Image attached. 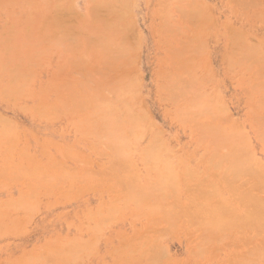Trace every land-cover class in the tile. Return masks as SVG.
I'll use <instances>...</instances> for the list:
<instances>
[{
  "label": "rangeland",
  "instance_id": "1",
  "mask_svg": "<svg viewBox=\"0 0 264 264\" xmlns=\"http://www.w3.org/2000/svg\"><path fill=\"white\" fill-rule=\"evenodd\" d=\"M16 1H14V0L13 1H11V0H0V45H1L0 46V62H1L0 63V76L2 75L0 77V79H1V81H0V90H2L4 88V85L7 86L2 91V93L3 92H6V93L1 94V92H0V95H1L0 97H2L1 98L2 100L0 99V116H2L1 117L2 118V121H1V118H0V121L3 123V124L0 123V128H1V130L3 129V127H7L5 129H8V131H6L7 133L5 132V130L4 131L2 130V132L5 133L8 138L6 137V135L5 136L3 135L6 138H2L3 137L2 136L3 133L0 131L2 133V134L0 133V136H1L0 137L1 138L0 139V143H1L0 144V184H1L0 185V203H1L0 204V214L3 213L2 215L7 216V218L6 217L2 218L3 216L1 217V215H0V220H1L0 223H2L4 225V226H2V224L0 225V264H19V263L20 264H36V261H35L36 258L39 260L37 262H40V260H41V262L39 264H43V263L44 264H52V263H55V262L50 263L51 261L54 260V259H52V257L56 256V253H58V256L60 257L61 254L59 255V251L62 250L63 252H66V251H64V247L66 245L69 246L70 244L71 245H70L69 248H67L68 249L67 251L70 252V249L73 251V248L74 247H77V248L74 249L75 252L73 251L74 252V256L77 257V255L80 253V255H79L80 256V260L81 259L83 260V261L81 260L79 262V260L77 261L75 259L78 262V264H139V263L140 264H151V262H152V264H196L197 262H198L197 264H222V263L223 264L224 263L225 264H229L227 262H231L232 263V261H233V263L234 262L236 263L237 260L234 261L235 258H233V257H235L233 255V253L234 254L236 253L235 251H233V249L235 247H233L232 244L234 243L235 240L237 241V238H239L237 236H241L242 234H237V236H233V238L234 237H237V238L235 240L231 239L232 241L229 240L230 237H228L227 239L225 238V240H224V238H222L224 241H219V242L216 243L215 240H217L218 237H216V239L215 238H212V240L214 239V241H213L214 243L213 242H211V243L213 245L214 244L216 245V246L214 245V248L216 250L215 249L213 250V249H210V248H206L207 246L203 248V246L205 244L204 241H203L204 244H203L202 248H199V247L197 248L196 246H198L199 245V242H201V241H199L200 239H203V238L206 239L208 237L207 240H205V242H207L208 239H209V241H211V238L209 237V236H211V234H209L210 233L209 232L208 234L203 235L202 234V231L201 232L198 231L199 229H197L196 227H198V228H200V227L199 226H196V224L197 225H199V224L198 223L195 224V222H193V219H190L189 216L190 215L194 216L193 215L194 213L192 214V212L190 211L191 210L190 207L193 206V205L191 206V204L193 202L196 201L194 203V207H196L197 204H198V206L201 205V204H199L197 202H201V200L203 199L204 201H207V202H205V206L204 205H201V206H199V208H202V206L203 207H207V205H206V203L208 204L207 198H210L211 193H213V192L209 193L210 196H209V194L207 195L208 197L206 198V200H205V197L203 195L206 196V194H205L206 193V191H205L206 188L209 190L210 187H213L212 186L213 184L212 185L211 184H208L210 182V179L215 182V183L213 182L214 184H217L218 183L217 185H215V188L218 189V192H219L218 194H220V196L217 195L216 198L217 197H223V199L226 200V201H224L222 199L221 202H224V203H228V202L230 203L231 202L236 207H238L239 204H240V203L238 204V201H239L238 200L239 199L238 197L239 196H237V198H236L237 200L234 199L235 196L237 195V194H235L237 192L233 193V191H235V188H234L235 183L234 184L232 183V185H234V186H230L229 185L230 184L229 182H235L236 181V184H237V183H240V182L243 183V181H244V183H246L244 176L247 175V174L243 175V178L244 179L242 178V176L240 178H239V176H237L238 179L237 178L235 179L234 177H232V176H234V172L233 171H235V173H236V171L237 172L238 171L240 172L243 169L245 170V168H247L248 164H249V167L245 171H247V170L251 171L252 170V167L250 168V165H255L256 166V164L257 165L258 164L259 165L261 164V166H259V168H256V169H258L257 170L258 172L255 171L256 169L251 171V173L253 171H255V175H256L255 177H258V178L257 179L255 178L256 180L254 179L255 180V181L253 180L254 182L251 181L252 183H249V181H248V185L250 186V189H252L251 187H253V188L255 187L254 189H256V190L253 189L254 191L251 190L253 192H250V189H249V193H247V194H249V196H251V195L253 196V195H255L254 194L255 191L260 190L259 188L261 186H264V179H263V177H264V175H263V172H264V142H263V140H264V136H263L264 135V132H262L263 135H261V130L264 129L263 128L264 127L263 126L264 125V119H261V118L264 117V111H259V109L264 110V108L263 109L260 108L262 105L261 106L259 105V107L257 106L258 105V103H257L258 101H261V100L263 101L264 100V99H262V98H264V93H263L264 91L262 92V90H264V89L261 90L260 89L261 86H258L257 85L259 83L260 84L261 83L264 84V77H262V75L264 73H262V70L263 69L260 68V67H262V66H260V65H262L260 63H263V65H264V60L263 61L262 60H258V59H260V57L256 56V54L255 55L253 54V53H255V52H253V50H254L253 48H255L254 51L257 52V49L256 48H258L259 46H260L259 48H261L263 50V52H264V0H255V1L252 0V3H249L251 0H243V1L242 0H235L237 2H235L234 0H200V1L199 0H196L197 1L196 4L199 3L197 5L194 3L195 0H192V1L191 0H124V1L123 0H60V1H58V0H55V1L54 0H34V1L31 0L32 3L29 2L30 0H27V1L26 0H16ZM115 2H116V4L118 6L115 5ZM200 2H202V4ZM97 3H100L102 5V9L107 4L106 5V9H108L109 14L108 13H103V11H104V9H103L102 14H99V16H98V13H101V10H100V6L101 5L99 6ZM128 3H129V5H128ZM130 3H131L132 6H130ZM189 3H190L191 6L194 3L197 6L198 9L202 6L203 8L201 7V10H204L205 12H203L201 10L199 12V10L197 8L196 9L194 8L195 10L193 11V9L190 8ZM234 3H236L235 6H234ZM63 4H64V6H63ZM57 5H59V7L61 5V7L59 8ZM91 5H92V7L94 6V8H97V6H98L99 9L97 8L96 10H99V12H97V11L95 12V10H94V13H93V9L94 8H91ZM160 5H162L161 6V9H162L161 11L159 10ZM163 5L165 7H163ZM185 5H187L189 7V9ZM203 5H206V6H203ZM255 5H258V6L255 7ZM110 6L112 8L115 7L116 10L119 11V12H117V11L115 12L114 9H112ZM179 6L180 7L182 6L183 7L182 9L185 10V11H187V10L188 11L191 10V12L193 11L192 13H193L194 18H190L188 16L187 17L190 18L189 20H188V18H184V16H185L186 13L185 12H181L182 9L180 10V12H181L180 14H179V11L177 12V10L180 9ZM108 7L111 8V9H109ZM162 7L165 8V10H167V9L169 10V11L167 10V14L168 15L166 14V12L163 10ZM177 7H178V9H177ZM122 9H123V11H122ZM88 10L91 12L90 13V16H92L91 18L89 16V11ZM127 11H130V13H129L128 16H127V14H128ZM148 11L151 12V16H152V22H151V24H149V32H150V35H151L152 40L154 41V55H153L152 67H151L150 70H146V69H149L150 68V65H151V61H150L151 60V57H150V54H149V52L151 50V47L149 46V36H148L147 33L144 32V29L147 26V22H148V20L147 19H144V18L148 15ZM30 12H31V14H30ZM106 12H107V10H106ZM198 12L200 14H196ZM117 13H119V15ZM162 13H165L164 14V17H166V16H168V17L164 18L163 15H162ZM32 14H34V15L31 16ZM105 14L106 15H109V16L106 18V15ZM114 14H116V15H114ZM182 14H183V16H182ZM195 14L200 16L199 20H198V18L195 17L196 16ZM253 14H255V15H253ZM111 15H112V17H113V15L115 16V18H113V19H117L116 16H121L122 18L118 17L120 19L119 22L123 20V22L126 23V25H124L123 22H122V25H120L121 22L118 23V20L115 21V22L112 21L113 19L112 18L110 19ZM169 15H170V17H169ZM252 15H253V17H252ZM94 16H95V18H94ZM180 16L183 17L184 21L182 20V17H180ZM199 16H197V17H199ZM33 17H34V19H33ZM60 17H61V19H60V22H59V20L57 18H60ZM62 17L64 19H62ZM159 17H162L164 19H167L168 18L169 21L168 20H164V21L166 23L168 21V23L170 24V28L166 25V23H165V26H163L164 25V21H163L162 18H159ZM26 18H27V21H26ZM74 18H75V20H74ZM102 18L103 19L106 18L108 22L105 19H104L105 21H103ZM29 19H31V20L29 21ZM66 19H67V21H66ZM81 19H82V21H83V19H85V20L82 22ZM90 19L92 20V23L90 21L91 25L94 23L92 26L90 25L91 26V29H90V27H88L90 23H88V21H86V20H90ZM98 19L99 20L101 19L100 20V23H97L96 24V22H99ZM109 19L111 20V23H109V21H110ZM125 19H126V21H125ZM200 19L203 20V22H200L201 21ZM129 21H130V23H132V22L133 23L130 24ZM32 22H34V23H32ZM84 22H87L88 25H86ZM104 22L105 23L106 22L108 23L105 26L106 28L109 27V26L111 27L112 25H113V27H115L114 23H117L116 27L118 29H116V30H118V32H120L119 30L122 29L121 31L123 33L120 32V34H125L124 37H123V35L121 36L120 34L116 37V35H117L116 34V31H113L115 33L111 32V30L114 29L113 27L109 28L111 30L109 32H107L108 30L106 28H104L103 27L104 25L102 24ZM112 22H114V23H112ZM68 23H70V24H68ZM128 23L130 25H128ZM64 25H65V29H67V30L69 29V31H67L65 29L62 30V26L64 28ZM80 25L81 26L83 25L81 27V29L80 28H77V26H80ZM127 25H128V27H126L127 29L126 28L123 29ZM67 26H69V27H67ZM73 26H74L75 30L73 28H71ZM122 26H123V28H122ZM162 26H163L164 30H162V28H161V31H160V27H162ZM92 27H94V28L96 27V29L98 27V30L94 31V28H92ZM102 27L105 30H107V31L106 32H101L100 31L101 32L100 33L99 32V29L101 30ZM228 27L231 30H233V29L234 30H237V32L235 31L236 34H234V32H232L233 36H236L239 33L241 34V36H244L241 39L243 44H241V45L238 44V46L240 48L246 46V45H244V43H248L249 46L252 45L250 47L247 46L248 49L250 50V52L251 51L253 52V53H251V55L249 54L250 53L249 50H248L249 53H247V52L244 53L242 51V49L240 50V48L238 47V50L244 53L243 54V57H244L245 54H247V55L249 54L250 56H253V57L256 56L257 58L256 57L255 58L257 59V61H259V64H256L258 62H256V59L255 58H254L255 61H253L254 60L253 58L252 59L250 58L251 60L249 59L250 61L247 62L246 61L247 60L246 59V56L247 55H245V59L246 60L245 59L244 60L246 62H244V64L246 66L245 67L243 66L244 65L242 63V61H243L242 58L243 57L241 59L240 58L239 59L237 58V55H239L240 52H238L237 48L234 46L235 44L232 43L233 44L232 46L235 47V49L237 50L238 53L235 52V49H233V51H232L231 48H230L231 47L230 43H231V41L234 40L233 39L234 37L231 36L232 37V40H231V37L229 39V36L231 34V30H228L229 29ZM32 28H34L35 31ZM45 28H48V29L45 31ZM82 28L85 29V32L84 33L89 32V34L87 33L88 36H86L87 34H84L82 32V31H84V29L82 30ZM58 29L60 30V33H59V30ZM71 29H73V30H71ZM78 29H79V31H78ZM86 29H89V30H87V32H86ZM8 30H9V32H8ZM16 30H19V31H16ZM61 30H62V32H61ZM124 30H125V32H124ZM238 30H240V31H238ZM38 31H39V33H38ZM55 31H56L57 34L55 33ZM200 31L203 32L204 34L201 33ZM17 32L19 34H17ZM29 32H30V34H29ZM51 32H52V35H51ZM68 32H69V34H68ZM72 32L77 33V34H75L76 35L75 39H74V37H72L74 35ZM13 33H15V36H14ZM61 33H62V35H61ZM92 33H93L94 36H92ZM105 33L106 34L108 33L109 35L108 36H105L106 35ZM197 33H199V35H197ZM200 33L202 35H200ZM47 34H49V35H47ZM78 34H80L82 36H80V35L78 36ZM111 34H113L112 35V38L109 37ZM114 34H116V35H114ZM157 34H158V36H157ZM206 34H207V36H206ZM63 35L64 36L66 35L67 37L66 36L64 37ZM83 35H85V36H83ZM95 35L98 36V37L96 38ZM101 35H103V36H101ZM138 35L140 36V38H139ZM9 36H11V37H9ZM30 36H32V38ZM49 36L55 42L52 41L53 42L52 43L51 42V39L49 38ZM57 36L59 38L55 39ZM89 36H90L91 39L89 38ZM104 36H105V38H102ZM133 36H134V38H133ZM241 36L239 37V40H240ZM15 37H17V38H15ZM61 37L64 40V42L62 44H61V41H60V38ZM69 37H70V39L71 38L72 39L71 40L68 39ZM83 37H87V38H83ZM115 37H116V40H115ZM237 37H238V35L235 37L236 40H234V42L235 41L236 42H239L237 40ZM29 38H31L32 40L29 39ZM33 38H34V40H33ZM62 38H61V40H62ZM100 38H102L103 41ZM109 38H110V40L112 39L111 41L109 40L110 42H112V43H110V45H109V42L108 41H105L106 39H109ZM243 38L245 39L244 41H243ZM10 39H12V40H10ZM45 39L47 41H45ZM65 39L67 41H65ZM97 39L102 41L101 42L102 44L99 43L100 47H101V45H105L106 46V44H104L105 42H108V45L107 46H111V44H112V48L111 47H109L110 49H108L107 47L105 48V49H108L106 52H109L110 53L109 50H111V52H112V49H114V50L116 49L115 53L112 52L113 54H116V53H118V50H119V47H120V49L122 51L121 50H119V51L120 52H124V53L122 54V53L119 52L118 55L119 54L123 55V57L122 56H119V57L123 58L124 60L126 59L128 61V62L127 61L125 62L126 65L123 64L124 65L123 66V65H121V62H120V65L118 67L117 58L119 59V57H117L118 56L117 54H116L117 56L114 55V57H112V54H110V57L108 56L109 54H107V57L105 56V54H103V55H99V53L97 54V52H99V50L98 51L97 50L95 51V49H97L96 48L97 47V44L96 45L93 44L94 42L95 43L96 42L98 43ZM125 39L126 40H129L128 41L129 44H130V42L133 44V42L131 41L132 39H133L134 42L136 40H139V42H138L139 44L137 46L134 43L133 45H134L135 48L133 47V50H132L131 49V45L126 44L128 42H126ZM30 40L35 45L34 44L31 45L32 43L30 42ZM39 40L41 41V45L37 47L36 44H39L40 43ZM91 40L94 41V42H91ZM121 40L123 42H126V43L124 44ZM58 41H60V43ZM88 41L90 42V44H93L94 46H96V47H94V50H93V47L91 45H90L91 46L90 47L91 49L89 48ZM120 41H121V43H119L120 45L123 43L126 47H127V45L130 46V48L127 47L128 50L127 49L123 50L125 46L122 47L123 44H122V46H120L118 44V42H120ZM144 41H145V43L147 42L148 44L146 43L147 44V47H145L144 52H143V56H142V51H143V47H144ZM56 42H58L60 44L59 47H56V46H58L57 45L58 43H56ZM260 42H261V44H260ZM50 43H52L53 46H50V48H49V46H47L48 48L47 47L46 48L44 47V46H46V45H48ZM78 43H79V45H78ZM52 44H50V45H52ZM55 44H56V46H55ZM75 44H76L77 47H80V49H78L75 46ZM86 44H87V46H86ZM113 44H114V47H113ZM202 44H203V46H206L207 48L206 47L204 48L202 46ZM22 45H23V48L25 47V45H26V47L23 49L22 48ZM66 45H67V48L65 47ZM60 46L62 48L65 47L66 49L65 48L64 49H61ZM68 46H70V47H68ZM185 46H187V48H189V51H188V54L186 53L184 55V53H182V49H184L186 51L187 49L184 48ZM201 46L204 48L203 49L204 51H202V49L200 48ZM29 47H30V49L28 50ZM36 47H37V49H41V50H36L35 49ZM172 47L174 48V50H175V48H178V50L173 51V48ZM12 48H14V49L12 50ZM73 48H75V50ZM86 48L87 49L89 48V49L87 50ZM103 48H104V46H103ZM45 49L47 51L49 49V51L51 50L53 53L51 51L50 52L48 51L49 52L48 54H46L47 51H44V53H43V50H45ZM83 49L84 50L86 49V50L84 51ZM130 49H131V51L129 52ZM228 49L231 50V53L229 52L230 50H228ZM244 49L246 51V47H244ZM261 49L260 50L258 49L259 50L258 52H261ZM3 50L6 51V52L4 53ZM11 50H12L13 53L11 52ZM104 50L102 49V51H104ZM170 50H172V51H170ZM184 50H183V52H185ZM1 51H3V52H1ZM71 51H73L74 53L73 52L71 53ZM78 51H80V52H78ZM31 52H33V53H31ZM40 52H41V54L43 53L41 55V57H40V54H39ZM61 52H62V55H60ZM76 52H78V54L80 53V55L77 54V58H76V55H74V54H76ZM100 52H101V49H100ZM127 52H129L130 54H127ZM233 52H234V54H237V55H233V62H236L237 61L234 64L231 62L232 61L231 55L233 54ZM8 53H9V55H8ZM86 53L89 54V55L91 54L90 55L91 57H89V55H85ZM101 53H103V52H101ZM227 53H230L231 55H229ZM12 54L16 58L15 60L13 59ZM25 54L26 55L28 54L27 57H26ZM37 54H39V55L37 56ZM172 54H174V55H172ZM179 54H182V55H179ZM189 54H190V58L189 59L190 60L192 59L193 61L191 60L190 63H189V61L187 60V62H188L187 63V68L188 69L189 68H191V69L193 68L192 70L195 69L194 72L193 71L192 72L195 73L198 76V77L196 76V78L193 80V83L196 80L201 79L202 82H200V83L201 84L203 83L202 85L200 83H198L199 80L195 83V84L198 83L197 84L198 86H195V84L192 83V80L191 79H189V80H188V78L186 79V77H184L186 74L185 75L182 74V71H183V73H185L184 72L185 70H182V71L180 70L181 72L178 70L179 73H178L177 70H174L175 69L174 68V65H175V67L176 66L177 67L178 66L180 67V65L182 67V64L185 63V60L186 59H181V58L182 57L183 58H185V57L187 58ZM261 54H262V52H261ZM5 55H6V57H5ZM71 55H74V56L71 58ZM126 55H129V56L126 58ZM175 55L177 57H174ZM228 55L231 58L230 61L227 60ZM249 55L247 57H249ZM101 56H103V57L105 56V57L103 58ZM172 56L174 57V59H171ZM30 57H31V59L32 58H36V59H32L31 60ZM38 57H40V58H38ZM79 57L80 58L82 57V59H80ZM238 57H241V55H239ZM100 58H101V61L102 62L100 61ZM105 58H109V59H105ZM114 58L116 59V61H114V64L115 65L117 64L116 66L113 64V60H115ZM132 58L134 60L133 61L134 64L131 63ZM262 58H264V55L262 56ZM20 59H21L22 62H20ZM74 59L76 60V63H77V60L80 63L78 62L77 65H76ZM178 59L179 60L181 59L180 60L181 62H178L179 61ZM234 59H236V60H234ZM111 60H112V64L109 63ZM174 60L175 61L177 60V61L175 62ZM182 60H184V61H182ZM33 61L35 63H33ZM82 61H85L84 62L85 65H82L83 64ZM103 61H105V63H107L108 65L107 64L105 65L103 63ZM251 61H253V63L254 62H256V63L251 64L252 66L254 65L253 67L252 66H249V68H252L250 70V69H247L248 68L247 65L248 64L250 65V62ZM9 62H11V63H9ZM192 62L194 64L193 67H191L192 65L189 67V64H191ZM230 62L232 63L233 66H231V63ZM21 63H22V65H21ZM26 63H28V64H26ZM29 63H33V65L32 64H29ZM43 64L45 66H43ZM79 64L81 66H78ZM110 64H111V66H110ZM3 65H5V67ZM7 65H8V67H6ZM18 65L20 66V68H21V66H23V67L20 69ZM37 65H39V67ZM28 66H29L30 70L28 69ZM109 66H110V69H109ZM257 66L258 67L260 66V67L258 68ZM41 67H43V68H41ZM231 67H233V68H231ZM3 68H5V69H3ZM15 68H16V70H15ZM187 68H185V66H184V69L187 70ZM257 68L259 70H257ZM260 69H262L261 72H260ZM13 70H15V71H13ZM28 70L30 71V73H29ZM196 70H197L198 73H200V75L197 74V72H195ZM207 70H208V72H207ZM255 70L256 71H259L260 73H254ZM17 71L18 72L20 71V72L18 73ZM162 71H163V73H162ZM168 72H169V74H171V72L172 73L176 72V73H178V75H177V77L175 76V79H174L175 73L172 74V76H171V75H168ZM14 73H16V74L17 73L18 74L23 73L21 75L22 76L24 75V77H22L21 75H20V77L19 76H16V77H19V78H17V79H19L17 81L18 82L17 84H16V81H15L14 84H11L8 81V80H10L11 82L13 81L12 78L15 77V76H13ZM186 73H188V72H186ZM166 74L168 76H171V78L166 77ZM181 74L183 75V78H182V75ZM205 74L207 75V77H206ZM10 75H11V77H10ZM211 75L212 76L214 75V77H213L214 78L213 79L214 81L213 82L211 81L209 83L207 78L211 77ZM133 76L136 77V80L134 79L135 77H133ZM178 76H181V77H178ZM189 76H190V74H189ZM203 76H205V77L203 78ZM16 77H15L14 80H17ZM162 77L163 78L164 77L165 78H169V79H165V78L163 79ZM251 77H252V79H251ZM29 78L30 79L32 78V80H30ZM159 78H161V79H159ZM180 78L182 79V81H180L181 83L179 81H177V80H181ZM24 79H26V80H24ZM114 79H117V80L114 82ZM131 79H134L136 81V83H135V81H133ZM211 79H212V77L209 78V81ZM108 80H109V82L112 81L114 83H117L118 81L119 82L117 83V85L114 84L116 86L115 88L108 89V87H110V85L113 84V83L112 84L107 83L106 81H108ZM171 80H173V83H172ZM186 80L188 81V83H186L187 82ZM167 81H170V82H167ZM183 81L185 82L184 84H183ZM247 81L250 82L248 85H247ZM255 81H256V83H255ZM100 82H101V85L103 84V86H104V83L109 84V86L108 85L104 86V88L106 87L105 88L106 89L105 92L102 91L103 88H102V90L100 89V92H99V93H101V91H102V94L103 95L106 94V98L104 97L105 95L103 96L102 94L101 95L103 97L102 96L99 97V95H98L99 93L95 95V92L97 90L96 91H94V90L97 89L96 88L97 86L94 89H93V86H95V84H99L100 85ZM102 82H104V83H102ZM121 82L123 83L124 86L122 85L121 87H119L122 84ZM22 83H24V85H26V86H24V90H23V92H25V93L19 91V89H13L14 88V85L16 86L15 88H18L19 87L20 89L21 88L23 89V86H21ZM126 83H129V84H126ZM131 83H132V86H131ZM134 83H135V85H133ZM191 83H192V85H190ZM157 84H159V85L157 86ZM176 84H177V86L174 87L173 85H176ZM199 84H200V86H199ZM11 85H12V87H11ZM27 85L29 86V88H27L28 87ZM160 85H161V87L162 86H165V87L164 88H160L159 87ZM178 85H180V86L182 85V88L184 86H187V87H184L186 89L183 88V90L180 91L182 88L179 90L178 88H180V87ZM188 85L190 86V88H189ZM254 85L258 86L257 88L260 89L261 91H259L257 88H255L256 86H254ZM90 86L92 88H87V87H90ZM103 86H101V87H103ZM250 86H252L254 89L251 90L252 87L250 88ZM8 87H11L13 91L15 90L19 96H17V94H15V93H10V92H12V90H10L11 88H8ZM111 87H114V86L112 85ZM134 87H136V88H134ZM172 87L175 88V89H177L176 91H179V94L182 95L181 96L182 97L181 99L179 98V96L177 98H175L177 96L176 95L177 92H175V89L173 90ZM204 87H205V89L203 90ZM82 88H84V90H86L87 93L85 91H82L86 95H84L82 93H79V89L81 91ZM126 88H128L129 90L126 89ZM147 88H149L150 92H147ZM43 89L44 90L45 89H48V90H45L44 91ZM88 89H90V90H88ZM91 89H93V91ZM161 89L163 91L165 90L164 93L162 91H160ZM123 90L125 92H122ZM131 90H132V93L130 92ZM166 90H168L169 92H171L170 96L168 95L169 93ZM184 90H186V92H187L186 95L187 96L184 94L185 93ZM206 90L207 91L210 90L209 93L206 92L208 94V97H210V99H208L207 94L205 93ZM40 91L42 92V94H41ZM190 91H192V92H190ZM56 92H57V94H56ZM73 92H75V93H73ZM156 92H158V93H156ZM180 92H183V93H180ZM198 92H200V93H198ZM77 93L79 94L78 96H79L80 99H78V97L74 96V95H77ZM118 93H121V94L119 95ZM193 93H195V94L193 95ZM197 93L198 94H201L202 93L201 94L202 96L201 95H197ZM203 93L205 94V96L207 98L203 95ZM218 93L221 94V96H218L217 97L216 94H218ZM5 94H6V96H5ZM9 94L12 95V98H11V96H9ZM253 94H256V95H253ZM13 95L17 99L16 103H14V101H13V99H14L13 98ZM80 95H82V97L83 96H86V99L89 97V101L90 102L93 101L94 99L96 100V101L94 100V102H91V105H93L92 108H94L96 112L98 111L97 108L99 110L103 109V106L105 105V102H106V105L105 106L106 107L108 106L107 108H108L109 111H110V108L112 109L113 107H115L114 109L111 110V111L114 112V113L112 112L113 114L111 112H108V110L104 109V110L107 111V114L109 113L108 116H112V115L114 116V114H115L114 117L113 116L111 117L112 119L113 118H115V119L112 120V119H109L110 118L109 117L108 119L104 118V120H103V117L101 116L100 111H98V113H99L98 115H100V118H98V116L95 115L96 112H94L95 114H93V116L91 115L93 117V120L96 117H97L96 119H99V120H97L98 123H94L96 120H94V121H92V120L91 121H86V123L84 121H82L84 119H86V120L88 119V117L87 118H85V117L87 115H89L87 111L91 107L89 105V102L86 105H89L90 108L89 109H86V106H85V109L86 110L83 109L84 111L83 110L81 111L82 108H79V106L78 107L75 106V105H77L78 100H81V96ZM92 95H93L94 98H91L90 97ZM124 95H126V96H124ZM191 95H192V97L193 96L194 97L191 98ZM211 95L213 96V98H212ZM252 95H253L254 99L252 98ZM260 95H262L263 97L260 98L261 100H258L257 101V99H258V97H260ZM129 96H131L132 99H131V97L129 98ZM196 96L197 97L198 96H201V97H198V98L204 97V99H201V101H200V99H197ZM246 96H249V97H246ZM7 97L9 99H7ZM158 97H160V98H158ZM168 97L172 101H170V100L168 102L164 101L166 99H169ZM184 97L187 98V99L188 98H191L192 99V103H195V102L197 103L199 101L197 103L198 105L196 103L192 105L191 104V101H190L191 99H188V101L186 103V100H185ZM216 97L218 99L217 102L218 101L221 102V100H222V101H224V103H222V102H221L222 104L221 103H216V104H220V106L219 105L217 106L216 104H215L214 107L213 106H210V105H214L213 103H215ZM221 97H223V99H221ZM4 98H5V100H7L6 102H5ZM123 98H125V99H123ZM141 98H142V100H141ZM173 98H175L177 100V103H178V99L180 101L185 100V103L184 102L183 103L187 105V107H185L186 105L184 106L185 107V110H187V111H183L184 110L183 106L180 107V104H183V103H180V101H179L178 107H177L176 101H173L174 100ZM56 99H58V101ZM102 99L104 100V102L102 101ZM196 99H197V101H196ZM251 99L254 100V101H252ZM83 100L84 99L82 98V101ZM99 100H100V103L101 102L104 103V105H103V103H101V105H102V106L100 105L101 107L99 106V104L97 105V103L99 102ZM162 100L164 102H162ZM206 100H208V101H206ZM84 101H86V100H84ZM127 101H128V103H127ZM262 101H261V104H264ZM7 102H9V103H7ZM140 102H142V103H140ZM188 102H190V103H188ZM205 102H206V107L207 106H210V108L213 109V110L215 108L214 111H215L216 114H218V112H216V108L222 109V111H220V110L219 111L221 113H225V115L224 114L221 115L222 118L223 117H225V118L223 120H222V118H219L218 115H216V114H214L212 112L213 110L209 109V107H207V108L205 107V110L208 109L207 110L208 112L207 111H200L199 110L200 113L203 112V113H201L203 115L206 113L204 116L203 115L202 116H199V114H198L199 112H197L198 111V109H197L198 107L197 106H199V109H204V107H202V106H205V105H203V103L205 104ZM83 103L85 104V102H83ZM86 103H87V101H86ZM93 103L94 104L96 103L95 106L96 105L97 106L94 107V104ZM107 103L109 105H111V106L107 105ZM40 104H41V106H40ZM55 104H56V107H58L60 109L61 108H65L64 110H67L68 109L67 110L68 112L65 111L64 114H59L58 113L59 115H57L58 118L56 119L55 117H56V113L57 112H55V111L58 110V112H59L60 109H56L55 111H51V114H49V112H50L49 109L52 108L53 105L55 107ZM112 104H113V106H112ZM190 104H191V106H190ZM42 105H44V106L42 107ZM80 105L82 107V104H80ZM174 105H176V106H174ZM221 105H223L224 108L223 107L221 108ZM68 106H69V108H68ZM142 106L144 108H142ZM188 106L191 107V109L188 108ZM192 106H194L195 108L192 107ZM38 107H40L42 109L39 112L36 113V110L35 109H37ZM106 107H104V108H106ZM78 108H79L80 112H79ZM169 108H170V110L172 108V111H169ZM173 108H174L175 112H177L179 115L174 112ZM177 108H179V110ZM39 109H37V111ZM69 109H70L71 112L69 111ZM223 109H226V110H223ZM91 110H93V109H91ZM143 110L145 111V113H143L144 112ZM180 110H182L181 111L182 113L180 112ZM188 110L191 111V112H189ZM192 110L194 112H192ZM209 110H211V112L214 114V115L212 114L213 116L216 115V117H218L219 119H221V121H217V123L218 122H219V124L222 123L221 124V126L223 125L222 128L224 126L226 127V128L224 127L223 130L221 129L222 133H221L219 127H218L219 129L217 128V130H216V127H217L216 126L217 125L216 122H213L212 123L213 126L211 124L210 125L211 127L210 126L209 127H206L207 126L206 124L209 125V123L211 122V121L208 122L210 118L207 117L209 114H210L209 116H211V112H209ZM41 111H43L44 113H46V111H47L48 114L47 113L46 114H42L43 115L42 116L41 115ZM251 111L253 113H251ZM258 111H259V113H257ZM61 112L63 113V111H61ZM85 112H87L86 115H84ZM125 112L126 113H129V114H125ZM131 112L134 113V114H132ZM186 112H187V114H189V113L190 114L187 115ZM89 113H91V111ZM121 113L122 114L124 113V114L122 115ZM135 113H136V115H135ZM174 113H175V115H174ZM191 113H192V117L194 116V114L195 115L197 114L199 116V118H197V120L199 119L198 120L199 122L202 119L207 120L206 123L201 121L202 122V125L205 123L206 129L209 128V129H207L206 132H205V129H203L205 127H203V126L201 127V125L197 122V120H195V118L197 117V115H196V117L194 119L192 118V120H191V121H194V123L193 122L190 123V121H188L187 118H190ZM207 113H209V114H207ZM255 113L261 115V116H258V117H260V119L263 120V124L261 123L262 121L260 123L258 122L259 125H258V123H255V122H257V121H254L253 120V116H254V119L257 120L255 118L257 115H254ZM52 114H55V115H52ZM119 114H120V116H119ZM47 115L50 118H48ZM102 115H103V111H102ZM94 116H96V117L94 118ZM105 116L106 115L104 114V117ZM187 116H189V117H187ZM3 117L5 118L4 120H6L4 122H3ZM82 117H84V118H82ZM116 117H120L121 120L123 119V121L120 120V122H121L120 123L119 120L117 121V119H120V118H116ZM135 117H137L136 119H138V120L134 119ZM45 118H48V119H46L47 121H45ZM52 118H55V119L53 120ZM125 118H127V119H125ZM141 118H143V119H141ZM145 118H147V119H145ZM212 118L214 119V117H212ZM100 119H102V121ZM73 120H74L75 124H74ZM110 120H111V122H109ZM114 120H115V122H114ZM124 120L126 121V123L124 122ZM132 120H135L134 123H132ZM185 120H186V122H185ZM215 120H217V118H215L213 121H215ZM107 121L109 123H112L114 125L113 128L114 129L116 128L117 131H118V128L119 127H120L119 130L122 129L123 131L122 130L121 131H118V134L115 133V132H113L111 130V127L112 126H109V124H107V123L104 125V123L107 122ZM7 122L9 123V125L7 124ZM102 122H103V124H101V126L102 125L105 126V127L102 126L104 128L103 132L104 131L106 132V128L108 127L109 129H107V130L112 131L113 132V135L116 136V134H117V136H119L120 139L123 136V139H122L123 140L122 141L123 143L124 142L125 143L127 142V143H129V145H131L130 148H129V146L127 144L125 145L123 143H120V139L119 140L116 139V140L119 141V143L121 145L123 144L122 148H124V150L122 149L121 152H125V154L130 155L129 160L132 159L130 161L131 164L132 163H135L136 164V165H132L131 166V164L128 162L129 160L127 161L130 164L129 165L127 163L128 166H130L132 168V169H129V170L127 169L128 170V173L126 172V168L123 165L124 166L123 172L125 170L126 177L129 174H133V175H138L137 177L138 178L140 177V179H141L140 180V179L137 178L139 181L138 180L135 181L136 179L133 180V181H135V182H133V186L136 185L134 183H138V182L140 183L138 185H140L141 187L142 186H144V187L148 186L147 185V182H146V179H145V178H147L148 184L149 183L150 184L152 183V185L149 184L150 185L149 188L146 187V189L147 190L149 189L150 191H152V188H153V191L159 190V191H156L158 193L160 192V194L157 195L158 197L160 195H161V197H165V195L166 196H169V198L166 197V202L169 203V205L171 207H172V205L170 204V201L173 198H175L174 201L176 202L177 201V197L179 196L178 194H175V192H174V188H175V191H177V193L179 192V194H180L179 200L182 201L183 205H186L185 202L188 203V200H186V199H189L190 205H188V208L190 210L188 208L186 210V212H189L190 211L188 213V217L187 216H186L187 218L185 217L186 212H185V210H182V207H183L182 205H180L181 206L180 207L181 210L179 209L178 205L181 204V203H177V202H179V200L175 203V204H178V205L173 204L174 207H172V208H176V209L178 208L179 211H178V209L175 210V209L169 208V206L168 207L165 206V205H159V206L161 207V209H163L162 206H164V209L167 207L168 210L166 208L165 211L166 210L168 212L170 211L169 212V215H170L171 212L175 214V213H177V211H178V213H177V215H178L179 212L181 211L180 213L186 219L184 218L185 219L184 220L181 217L179 218V215L176 216V218L178 220L180 219L179 223H181V221L182 222L183 221L186 222L187 219L189 218L190 221L193 222L194 224L193 223H191V224H189V223L187 224L186 223L185 224V222H183V225H181L182 223L179 224L176 221L177 219H175V217H174L175 222H173L174 219H172L173 221L172 220H170V221L173 222L174 224L176 222L177 223H176V225H174L175 228L172 226L173 228L170 229L169 227H167V224L164 223V220H163V223H161L160 217H159V219L158 218L155 219V217H158L160 215H161V219H164L163 216H162V214L163 213L164 214L166 213V212L161 213V211L159 212V209L160 208L158 209L157 208L158 206L156 208L158 209L159 214H158V212H157L156 209L155 210H156L157 216L154 217V215H156V214H153V217H154L155 221H154L153 218H151L150 216L147 215V214L151 215L152 213H150V212H153V211H150L149 212L148 210H150V209H148L149 207H146L147 206L146 204H143V205H145L144 208H143V205H141L142 207L140 206V210H141V208H143L142 210H146L147 211V214L143 211L145 214L143 213L142 215H140L141 217L140 216H136V215H138V214H136V212L138 211L137 210V208H138L137 206L138 205L135 203L137 205V206H135L136 207L135 208L134 207L135 204H133L131 202V200H128V202H129L128 207L130 209H128V207L127 208L125 207L127 205H124L122 207V205L124 203H126V202H123L124 200L122 201L120 199L126 198L125 195L126 196L131 195L129 193L130 192L132 193L133 190H131L129 193H127V192L125 193V190L122 192L121 189H122V186H129L130 187L132 185V183L130 181H128V182L126 181L125 183L122 182V185L119 182L120 185H121V186L119 185L120 186V189L117 186L119 183L116 185V189L117 188L119 189L118 192L120 193V195H118V198H120V199H116L118 202L114 199L115 197L113 195L117 196V192H115V188H114L115 187L114 184L117 183L116 180L114 179L116 173L113 174V171L111 173V170H109V169L111 167H113V166H116L115 165L117 163L116 161H119V160L120 161H124V158H126L125 157L126 155L124 156V158L122 156H120V155H123L124 153H122V154H119L118 153L120 151V149H121L120 146L117 145V147H116L114 145V144H116L115 138H118V137L117 136L116 137L114 136L115 138H113L112 141H111L110 138L108 139L109 142L110 141L113 142V140H115V142H114V144L112 146H111L112 143L111 144L106 143V144H109L110 146L104 144L105 145V148L107 147L106 150H108V149H110L112 147L113 148V149L111 148L112 150L115 149L114 152L117 151V153L119 154V156H118V154H116L115 156H113L114 158L117 156L116 159H118L119 157H121V159H122V160L121 159H118V160H115L114 161L113 160L114 158L111 157L112 155H110V153L105 150V148L103 146V142H100V140H102V139H99L100 136H97L98 139H95V138H97V137H95L96 134L93 135V136L92 135H89L87 137L85 135H83L86 132L87 133L90 132V134H93L94 133L93 131H95V133L97 132L96 129H94V130L93 129H90L91 126L89 125V123H94L93 126L96 127V125H97V127H98V124L99 123H102ZM136 122H140L141 124L140 123L139 124L138 123L136 124ZM142 122H144V124H142ZM181 123L182 124L183 123H186V125L185 124L182 125ZM188 123H189V125H188ZM192 123H193L194 126L191 125ZM196 123L199 124L197 127L195 126V125H197ZM214 123H216V125H214ZM253 123L257 124L258 127H257V125H255ZM1 124L3 126H1ZM5 124H7L8 126H5ZM219 124H218V126H219ZM230 124L231 125L232 124L234 125L233 128L230 127V128H232V130L235 128L236 124H238L237 127H236V129L238 130V128H241V129H243V131L242 132L240 131L238 133L235 132L236 134H234V130H236V129H234L233 132L232 131L230 132L231 133L230 134L229 131L231 129L230 130L227 129V128H229V126H231ZM82 125H86L87 127L89 126V128L86 129V127H84ZM140 125H142V126H140ZM181 125H182L183 128L181 127ZM9 126H10V128H9ZM75 126L76 127L82 126L83 129H81V127H78L81 132L79 131V129H78L77 132H74L75 129H76ZM134 126L135 127L139 126L140 129H139V127H137L136 131H134L135 130V127ZM151 126H153V127H151ZM199 126L201 127V129H198V128H200ZM214 126H216V127H214ZM260 126H262V129L261 130H260V128H261ZM99 127H100V124H99ZM102 127H101V129H103ZM126 127H128V129H126ZM142 127H143V129H142ZM188 127H190V128H188ZM213 128H215V130ZM60 129H62V130H60ZM124 129L127 130V131L125 130V133L128 132L129 135H131V132H132L131 137L128 135V133L127 134H124L123 133L124 132ZM132 129H133V131L135 133H133ZM190 129H192V130H190ZM116 130H114V131H116ZM142 130L144 131L143 133H142ZM198 130H200V132ZM218 130H219V134H221L220 136L218 134ZM9 131H10V134H9ZM109 131H107V133ZM129 131H131V132H129ZM254 131L260 132V133L259 134L258 133H254ZM99 132H101V131H99ZM99 132H97V134L102 135V132L101 133H99ZM156 132L158 133V135H157ZM197 132H199V134ZM107 133H105L106 136L110 132L108 134ZM121 133H123V135H121ZM155 133H156V136H155ZM191 133H194V134H191ZM213 133L216 134L215 136H217V137L219 136L220 139H219V137L217 138L214 135H212ZM8 134H9V136H8ZM133 134L135 136H133ZM143 134L145 136H142ZM152 134H154V137H155L153 139V141H154L155 144H153V142H151L152 141V137H153ZM197 134L198 135H202L201 136L202 139ZM257 134L258 135H261V136H259L260 138L263 136V139H259V137H258ZM13 135L15 136V138L17 137L18 139H15V140H13V138L10 139V137H12ZM105 135H104V137H106ZM113 135L112 134H109L110 137L111 136L113 137ZM126 135L129 136L130 139L127 138ZM209 135L210 136L212 135L211 137L214 138V140H213L214 142L213 141H209L210 144L208 143V140L210 139V137H208ZM138 136H139V139L138 138H135V137H138ZM197 136H198V139H197ZM102 137H103V135H102ZM124 137L127 138L126 139L127 141L124 140ZM140 137H144V138H140ZM204 137L206 139L207 138L208 139L206 141H204L205 140ZM226 137L227 138L230 137V139H227V140L224 139ZM107 138H106V140H102V141H105L106 142L107 141ZM8 139H10L12 141H8ZM128 139H129V141H128ZM141 139H143V140H141ZM221 139L223 141H220ZM200 140H201V142L204 141V142H202L203 145H202V143L199 144ZM224 140H226V141H224ZM5 141L6 142L8 141V143H10L12 145H9L8 144V146H9V148H8L6 146L7 143L4 144ZM15 141H17V144H16L17 146H14L13 147V148H15L14 151H13L12 146L15 145V143H14ZM2 142H3V144H2ZM157 142H159V144L161 145V147H160L161 150H159V146L160 145L158 144L159 146H157V144H156ZM162 142L163 143L165 142V145H163ZM215 142H219L220 143V147H219V145H216V146L215 145L214 146L211 145V144H213ZM91 143H93V144H91ZM119 143L117 142V144H119ZM134 143H135V145H134ZM206 143H208L210 145V147H205L207 145ZM219 143H216V144H219ZM147 144H149V145L152 144V146L153 145L157 146V148H158L157 150L160 153L157 151V153H158V155H157V153L155 152L156 151V148H153V151L155 152V154L154 153L153 154L155 156L154 155L152 156L151 154H152L153 151L150 150V149L148 150V148H147L148 145ZM233 144H236V145H233ZM42 145L45 146V147H43ZM162 145H163V147H162ZM237 145H238V147H237ZM212 146H213V148H212ZM125 147L127 149L129 148L130 154L128 153L129 151ZM214 147H215V149H214ZM5 148H7V149L5 150ZM116 148L117 149L120 148V149L119 150H116ZM220 148H222V150H220ZM243 148H244V150H243ZM246 148H248L250 150L252 149L251 150L252 152L245 151ZM8 149L9 150L12 149V150L9 151ZM223 149H224V151L225 150H228V153H226V155L228 154V155H230V157H233L232 154H234L235 157H236V154L238 155L241 152L240 150H242V152H244V155L247 158L244 157V158L241 159L240 158V154H239L238 155L239 158H237V159L241 163H242V161L246 162V164L245 163H242V165L241 166H238V168L236 170L232 169L235 166L232 163H230L231 162V158H229V156L228 157H225L226 156L225 153L223 155ZM7 150L9 151V154H8V151ZM112 150L110 151L111 154H112ZM209 150H210V152H208ZM21 151L23 153L26 151L25 152L26 154L25 153L22 154ZM146 152H148L147 153L148 156L144 154ZM207 152H208V155L206 154ZM247 152H248V154H246ZM252 153H254V155H251ZM46 154H49V155H46ZM113 154H115V153H113ZM176 154H178L179 156L176 155ZM203 154H205L206 157H202V156H204ZM9 155H11L10 157L13 156L14 158L11 159V160H9L10 159V157H8ZM150 155L152 156L151 157L152 158L151 159L152 161L150 160L151 161L150 162L148 160V163H147V158H145V156L150 157ZM241 155H243V154H241ZM28 156H30V157H28ZM158 156H159V158L161 156V158L159 159ZM5 157L8 158V160L5 161ZM47 157H48V160H47ZM51 157H53V158L51 160H49V158H51ZM153 157H155V158L157 157L158 160H157V158L155 160V158H153ZM162 157H163V159H162ZM216 157H218V159ZM249 157H251V159ZM255 157H256V160L258 159V161L260 163L258 161H255ZM209 158L213 160L212 161V165L215 164L214 166H212L211 163L209 164ZM226 158H228V159H226ZM27 159L28 160L30 159V160L28 161ZM127 159H128V157H127ZM178 159H180V160H178ZM201 159L203 161H201ZM126 160H125V162H126ZM153 160H155V161L153 162ZM11 161H13V162H11ZM53 161L56 164H57V161H58V164L60 166L59 169L56 166H55L56 168L53 167L54 166L52 164ZM132 161H134V162H132ZM167 161H168V163H166ZM215 161H216V163H215ZM113 162H116V163H114V165L112 166L111 163H113ZM143 162L146 163V164L143 165L144 164ZM155 162H157V164H155V165H159L158 166V170H160L161 175H160V173H158V171L157 172L155 171V170H157V166L152 167V169L153 168H156V169H153V170L151 169V171L149 169V168H151L152 163L154 164ZM159 162H161V163H159ZM177 162H179V163H177ZM118 163H117V166L121 168L122 165L119 164V165H121V166H119ZM164 163H166L167 166ZM122 164H124V163L122 162ZM168 164H170V165H168ZM175 164L176 165L179 164V165L176 166ZM17 165H18V168L20 166H21L20 168L26 167L27 173H25V168H24V171H22L20 169V171L17 172L15 170L16 167H17ZM174 165H175V167H174ZM186 165L188 166V168L190 170L187 169ZM123 166H122V168H123ZM168 166H170V167H168ZM172 166H173V169L175 170V172H174V170L172 169L173 172L175 173V176H173L174 173L171 174L172 173V170H170V169L172 168ZM207 166H208V168H207ZM217 166L223 167V168H221V170H220V168L217 167ZM224 166H226V167L224 168ZM228 166L230 167V169H228L229 168ZM12 167L14 168L13 170H12ZM118 167L117 168L115 167L116 168L115 170H117ZM135 167H137L138 169H135ZM166 167L169 168V171H168V169ZM29 168H30V170H29ZM34 168H36V169H34ZM185 168L187 169V171H186ZM216 168H219V169H216ZM241 168H243V169H241ZM253 168H255V167H253ZM1 169H5V170H1ZM163 169L165 171H163ZM192 169L196 170V172H195L197 174L196 176H200V175H202V176L199 177V178L198 177H194L193 178V181H192V179H189L190 177L193 176L191 174ZM223 169L225 171L228 170V172H226L227 173V176L229 178L232 177V179H234L233 181H232V179L230 181L229 178H228V180H226L227 177H225V180H223L224 178L221 177V175H223V173H225V172H223ZM14 170L17 173V177H16L15 174L11 173V172H14ZM55 170H57V171H55ZM58 170H60V171H58ZM166 170L168 171V173L170 172L169 174H171V178H169L168 175H166L167 176V177H165L166 180L167 179L168 180L169 179L171 180L173 177H176L175 180H177L179 178L178 179L179 181L174 182L176 185L174 183H173L174 186H172V183H171V185H169V186H171V188L173 190L171 188H167V193H169L170 191L171 192L173 191L172 193L170 192V195L169 194L167 195V193H164L162 195V192H161L162 190H164L167 187L165 184H167V185L169 184L168 181L164 182L165 180H162L164 178V175L167 174V171ZM231 170H233L231 172L233 175L231 174V176H229ZM21 171L25 173V175H23L25 178H22L23 176L21 177V175L19 176V173ZM30 171H33L32 172V176H34L33 175L34 172H36V173L38 172L37 174L34 173L35 175H37V178L38 179H39L40 173L42 175L45 174L44 176L47 175L46 176L47 177L46 179L45 178L42 179V180H47V181H44V184L45 185H42V187H40L41 186L40 184L43 183V181H40L39 180L41 182L40 183L37 180L39 182L38 183L39 184L38 187H40V188L37 187L38 190H39V191L37 190L38 192H34L37 189V188L34 189L35 188V185H38L37 184V181L35 182L33 180L34 177L31 179V175L30 176L29 175H26V174L30 173ZM108 171H110V173ZM149 171H150V173H149ZM188 171L189 172L191 171L190 174L188 173V176L191 175L189 178H187L188 176L186 174H183V173H187ZM249 171H247L245 173H248ZM55 172H56V174H57V172L60 173V174H57V176H56L55 175ZM118 172L119 171H117V173ZM181 172H182V174H181ZM213 172L214 173L216 172L215 173L216 175H217V172H219L218 177L217 176L215 177V174ZM5 173H6V175H5ZM108 173L109 174H113L114 176L113 177L112 176L110 177V175H108ZM192 173H194V172H192ZM195 173H194V176H195ZM20 174H23V173H20ZM50 174H52V176H50ZM61 174L64 175L63 178L65 177V179H67V178L68 179L65 180V181H62L63 183L62 182H59L56 185L57 188L56 187L53 188V186H55V181L56 180L55 181L53 180L54 181L53 182V181L49 180L48 177L50 176L51 179H52L54 176L58 177V175H59V177H60ZM119 174H120V172H119ZM162 174H164V175H162ZM207 174L210 175V176H208ZM242 174H244V173H241V175ZM248 174H249V178H247L248 176H246V180H252L253 178H250V176H251L250 172ZM12 175L13 176L15 175V176L13 177ZM108 176H109V179H107ZM122 176L123 175H121V177ZM252 176H253V174H252ZM126 177H125V179H126ZM158 177H159V180H160V177H161V180L160 181L158 180V182H160V185H162V182L161 181L164 182L163 185H165L166 187L163 186V185L161 186L164 189L160 188L159 184L155 183V182H157L156 178H158ZM182 177L183 178H186V180L184 179V181H182L183 180ZM220 177L222 178V180H221ZM16 178H17V180H15ZM130 178H131V176H130ZM130 178L129 179H126V180H132ZM134 178H136V177H134ZM154 178H155L156 181L154 180ZM203 178L208 179V180L207 181L205 179L203 180ZM110 179H111L112 182L110 181ZM121 179H124V178L122 177ZM198 179H202L204 181L203 188H205V186H206L205 190L203 189L204 191L201 189L203 192L200 195L203 194L202 195L203 197L202 196H199V193L201 191L198 192V194H197V192L194 191V188H192L193 191L196 192V194H197L196 195L194 193L197 196L196 198L198 199V197H199V199H198L199 201L197 199L195 200V198L193 200L194 195H192L193 196L192 199L188 198V197H191L190 194L193 193L191 191V189H190V187H192L193 185L191 186L190 184H193V183L198 184V181H200ZM260 180H262V181L260 183H258ZM48 181H51V182H48ZM121 181H123V180H121ZM172 181H174V178H173ZM186 181L188 182V185H189L188 187H185V185H187L185 183ZM20 182H21V184H20ZM46 182H48L50 184H48ZM129 182L131 183V185L129 184ZM178 182L181 183V184H179ZM30 183H31V185H30ZM52 183H54V184H52ZM177 183L179 185H177ZM184 183H185V185H184ZM261 183H263V185H261ZM110 185L112 187L114 185L113 189H112V187ZM138 185H136V186H138ZM153 185L154 186L155 185H158L160 189L157 188L158 186H155L156 188L152 187ZM198 185H200V186H198L199 188H197V191H199L200 190V187H202L201 186L202 183L201 184H198ZM226 185H229L230 187H228V188H230V189L231 188H234V190L231 189L233 191L232 192L230 191V193L231 194H234L235 196L234 195H230V196L228 195L229 192H227L228 189L226 190V188H227V187H225ZM248 185H246L245 188ZM258 185H260V187H258ZM29 186L31 188H33L34 190L33 189H30L29 190L28 189ZM49 186L52 188V191L49 190V188H50ZM107 186H109L110 189H108L109 187L107 188ZM140 186H138V189L140 188ZM177 186H179L180 189ZM150 187H152V188H150ZM184 187L186 189H189L191 191V193L189 191L186 192L185 190H183ZM241 187H243V189H245L244 186H241ZM3 188H5V189H3ZM123 188L126 189L125 187H123ZM142 188H141V190L140 189L139 190L140 191H144V190L146 191V189H144V188L142 189ZM240 188H239V190L240 191H243V190H241L242 188L241 189ZM47 189H48V191H47ZM128 189L130 190V188H128ZM195 189H196V186H195ZM112 190H114V191H112ZM129 190H127V191H129ZM149 190L146 191V193L143 192L144 193L143 196H142V193H141V198H142V201H144L143 200V197L147 201L148 198H146V197H148V196H149L148 201L151 200V199H154V200H151L150 201L151 202V205H152V203L158 202V199H157L158 197L157 196H154V193H156V192H154L152 194V192L150 193ZM211 190H212V188L210 189V191ZM214 190H212V191H214ZM236 190H237V187H236ZM31 191H33L36 195L34 193H32ZM120 191L122 192V194H121ZM245 191L247 192V190H245ZM245 191H244L243 194L241 193V195L246 194ZM262 191L263 190H262V187H261V195H262V196L260 195L261 197L257 193V197L259 196L260 199L261 198L264 199V192H262ZM135 192L137 193V195H131V196H133L132 199H134V200H135L136 196H139L140 197V195H138V192L137 191H135ZM258 192L260 194V191H258ZM25 193L26 194L28 193V196H25ZM37 193L38 194L40 193L41 195L35 201H40V202H38L40 205L37 202L30 203V205L32 204L31 205V208H30L31 210L28 213H24L25 215L27 214V216L23 215V211L24 210L22 209L23 208L22 205H24V204H21V209H17L18 211L17 210L15 211L14 209H11L14 206L13 205L14 202H15V206L18 205L20 207V203L21 202L19 203V201H21V200H19L18 202L15 201V200L18 199L16 196L19 197L20 195H22V196H20L22 198L25 196V198H24L25 201L27 200V202H29V201L30 202H33V199H30V198H34V196L32 197L33 194L37 198V195H38ZM124 193H125V195H124ZM136 193H134V194H136ZM238 193H240V192H238ZM250 193H251V195H250ZM214 194L215 193H213V195ZM43 195H46V196L43 197ZM171 195H173V198L172 199H171ZM9 196L11 198H9ZM212 196H211V199L209 201H215L217 203L218 199L220 200V198H218L216 200L215 197H213V199H212ZM3 197H6V198H3ZM64 197H66V199L68 201L67 200H64L65 199ZM101 197H102V199H101ZM108 197H110V199ZM121 197H123V198H121ZM185 197H186V199H185ZM229 197H230V199H229ZM254 197L257 198L256 196H254ZM259 197L257 199H259ZM113 199H114V201H112ZM232 199L234 201H231ZM8 200H9V202L4 203V202H6ZM99 201L102 202V203L100 204ZM191 201H193V202L191 203ZM27 202H23V203H26L25 206H28L27 205ZM159 202H161V204H162V202H164V199L161 200V198L159 197ZM215 202H212V203H215ZM2 203H4V205ZM35 204H36V206H34ZM147 204L150 206L149 203H147ZM97 205H98V207H97ZM101 205H103V206L101 207ZM212 205H215V204H212ZM7 206H10L11 208L10 207L8 208ZM25 206H24V209H25V212H26V208L27 207L25 208ZM110 206L111 207L112 206H117L118 207V208L116 207L117 210L120 207H122L118 211H116L113 208L114 212H116L115 214H117V215H115L116 216L115 217L116 218V221H114L113 219H112L113 221L112 220H108V218H107V220L105 219V217H108V215H107L108 212H106V211H107V208L110 207ZM194 207H192L193 210H194ZM33 208H34V211L36 213H34ZM98 208H101L102 210L100 209V213H98L99 211L97 213H95L98 210ZM145 208H147L148 210L145 209ZM196 208L199 209L198 207H196ZM1 209H2V212H1ZM110 209H108V210H110ZM87 210H89V211L87 212ZM113 210H110L109 213H114V212H112ZM155 210H154V212H155ZM101 211H102V214H101ZM99 214L101 215L102 218L100 217ZM133 214H135L134 215L135 217L132 216ZM105 215H107V216H105ZM113 215L114 214L110 215V218H112ZM145 215H147L148 217L145 216ZM167 215H165V216H167ZM28 217L29 218L31 217L30 220L27 219ZM145 217H147V218H145ZM167 217H169V216H167ZM22 218H23V220H22ZM170 218H171V216L169 217V219ZM192 218H194V217H192ZM2 219H4L3 222H2ZM146 219H149L148 222H150V219H152L153 222H156V221L159 220L160 223L156 222V225L157 226H154V224H152V221H151L149 223L151 225L150 226V225H148V222H146L147 221ZM20 221H21V223H20ZM97 221H100L101 224H99V222H98V224L95 226V224L97 223ZM170 221L169 222L167 221V223H170L171 224ZM11 222H13V223H11ZM5 223H6V225H5ZM106 223H107V225H106ZM108 223H110V225ZM13 224H15V225H13ZM12 225H13V227H12ZM189 225H190V227H188ZM6 226H7V228H10L9 231H7L5 229ZM17 227H19L20 231L18 230ZM3 228H4V232H2ZM155 228H157V229H155ZM262 229L264 230V225H263V227H261V230ZM145 230L147 231V233L145 232ZM204 230H205V228H204ZM261 230L260 231L258 230V232H252V233H250V237L249 238L252 237L255 240L253 242H257L258 243L259 242V239L262 240V238L264 236V232H263V230L262 231ZM204 233H205V231H204ZM3 235H5V236H3ZM144 235L146 236V238H144L145 237ZM155 236H156V240H154V242L159 239V240H161V243H159L160 241L158 240V243L156 242L157 245L156 244L153 245L154 242H152V239ZM245 236H247V234H245ZM245 236L243 238H245ZM72 237H78L79 239H77V240H80L81 239V242L83 244L85 243V244L89 245L90 247L88 246V248H87V247H85V244H84V246L81 245L80 246L81 249L79 248V250H78V246L77 245L78 244H82V243L79 241L80 243H78V244L76 243V245H75L76 240H75V242H72L70 244H67L66 242H68V241H72V240L74 241V239H72ZM93 237H94V239H93ZM247 237L245 238V240L249 239ZM56 238H58V239H56ZM147 238H150L151 241H149L150 239L148 240ZM91 239H93L94 241L95 240L97 241V243L95 241V244H96L97 247L93 243L94 241L92 242ZM240 239L241 238H239V240ZM147 240H148V242H147V245H146V243H144V241L146 242ZM245 240L243 239L242 241H245ZM52 241H56V242L52 243ZM226 241H231V243H229V245H228V242H226ZM242 241H240V246L242 245L241 244ZM59 242L61 243L62 246L64 245V242H65V246L60 247L59 246L60 245ZM220 242H222V244H219ZM223 242H226V243H223ZM247 242H248V240H247ZM242 243H244V242H242ZM55 244H57L58 245V248L59 247L60 248L59 249H56L57 247L54 246ZM122 244H125V245H122ZM159 244H161V245H159ZM206 244H208V242ZM217 244H218V248L219 247L222 248L221 247V245H222L224 247V249L223 248H222L223 250L217 249ZM213 245H212V247H213ZM230 245H231V247H228ZM237 245L239 246V243ZM254 245H256V244H254ZM71 246H72V248H71ZM91 246L92 247H95V248H91ZM148 246L149 247L152 246V247L149 248ZM208 246H210V242H209V245ZM129 247L135 253H136V250H137V254H135ZM246 247H245V244H244L241 247V249L240 248H237V247H236V249L238 250L239 254H242L245 251L244 252H241V253H240V251L246 250L247 249ZM135 248H136V250H135ZM141 248H144V249L142 250ZM192 248H196L194 250H197V251L196 252L193 251ZM229 248H230V250L233 253L229 250ZM202 249H204V250L207 249L209 251L211 250L210 252H212V253H210L208 251V253H205L204 254V252H203ZM65 250H66V248H65ZM77 250H78V254H76L77 253ZM82 250H86V251L85 252L83 251L82 253L79 252V251H82ZM114 251H115V253H114ZM148 251L150 252V254H154L155 252H157V253H155L157 256H158V253H159V256L160 255H162V256H160V257L158 256V259L160 258L159 260L157 259V257L155 258V254L152 255L151 258H150V255H149V252ZM40 252H42L43 255L44 254L45 255L47 254L49 256V258L48 257L47 258L48 259L51 258L52 260L50 259L51 261L48 262L47 261L48 259H46V256L44 255L45 257H43V255ZM63 252H62V254H63ZM130 252H133V253L131 254ZM140 252H141V254H140ZM146 252H148V254H146ZM22 253H24V254L21 255ZM39 253H40V255H39ZM199 253H201L203 255L202 257H204V259H202V257H200V254ZM209 253L211 255H209ZM129 254L132 255V257ZM229 254H230V256L232 255L233 257L231 256V258H230L229 257ZM72 255H73V253H72ZM142 255H143V257H142ZM27 256H29V257H27ZM50 256H52V257H50ZM140 256H141V258H140ZM148 256H149L150 259H148ZM205 256H206V258H205ZM237 256H239V255L238 254L236 255V259H237ZM85 257H87L88 259L87 258L84 259ZM161 257H163V258H161ZM228 257H229V259H228ZM20 258L21 259H25L26 258L25 260H23L25 263L23 261H21ZM32 258H35V260L34 259L32 260ZM73 258H72L71 261L76 264V261H74ZM45 259H46V261H45ZM56 259H58V257ZM141 259H142V261H141ZM153 259H154V261H152ZM230 259H232V261ZM58 260H57V262H58ZM149 260H150V262H149ZM226 260H228V261L225 262ZM59 261H62V260L60 259ZM71 261H70L69 264H72ZM155 262H157V263H155ZM59 263L60 264H63L62 262H59ZM64 264H66V263H64Z\"/></svg>",
  "mask_w": 264,
  "mask_h": 264
},
{
  "label": "bare ground",
  "instance_id": "2",
  "mask_svg": "<svg viewBox=\"0 0 264 264\" xmlns=\"http://www.w3.org/2000/svg\"><path fill=\"white\" fill-rule=\"evenodd\" d=\"M11 1H13V0H11ZM14 1H16V0H14ZM26 1H27V0H26ZM33 1H34V0H33ZM54 1H55V0H54ZM58 1H60V0H58ZM123 1H124V0H123ZM123 1H122V2H123ZM191 1H192V0H191ZM199 1H200V0H199ZM234 1H235V0H234ZM242 1H243V0H242ZM254 1H255V0H254ZM16 2H17V1H16ZM16 2H15V3H16ZM29 2H31V0H30ZM29 2H28V3H29ZM91 2H92V1H91ZM112 2H113V1H112ZM131 2H132V1H131ZM173 2H174V1H173ZM196 2H197V1L195 0L194 3L196 4ZM235 2H237V1H235ZM248 2H249V1H248ZM26 3H27V2H26ZM31 3H32V2H31ZM181 3H182V2H181ZM194 3H193V4L191 3L193 7H192V6L190 5V3H189V6H190L191 9H193V11L197 8L196 5L199 4V3H197V4L195 5ZM200 3L202 4V2H200ZM249 3H252V0H251ZM58 4H59V3H58ZM91 4H92V3H91ZM95 4H96V3H95ZM97 4H98L99 6L101 5L100 3H97ZM135 4H136V3H135ZM179 4H180V3H179ZM201 4H200V5H201ZM205 4H206V3H205ZM93 5H94V4H93ZM106 5H107V4H106ZM106 5H105V7L103 6V7H104L103 9H104L105 12H104L103 9H102V5L100 6L101 13H98V16H99V14H102V11H103V13H108V14H109L108 9H106ZM115 5H117L116 2H115ZM128 5H129V3H128ZM170 5H171V4H170ZM183 5H184V4H183ZM235 5H236V3H234V6H235ZM57 6L59 7V5H57ZM63 6H64V4H63ZM96 6H97V5H96ZM96 6H95V7H96ZM111 6H112V5H111ZM111 6H110V7H111ZM117 6H118V5H117ZM130 6H132L131 3H130ZM161 6H162V5H160V8H159L160 11L162 10V9H161ZM185 6H187V5H185ZM195 6H196V7H195ZM203 6H206V5H203ZM256 6H258V5H255V7H256ZM60 7H61V5H60ZM60 7H59V8H60ZM163 7H165V6L163 5ZM163 7H162V8H163ZM187 7H188V6H187ZM201 7H202V6H201ZM201 7H200L199 9L197 8V9L199 10V12H200V10H201ZM242 7H243V6H242ZM253 7H254V6H253ZM33 8H34V7H33ZM65 8H66V7H65ZM91 8H94V6L92 7V5H91ZM97 8L99 9L98 6H97ZM97 8H94V9H93V13H94V10H95V12H96V11L99 12V10H96ZM108 8H109V7H108ZM111 8H112V7H111ZM111 8H109V9H111ZM117 8H118V7H117ZM179 8H180V9L177 10V12L179 11V14H180L181 12H185V13H186V14H185L186 17L184 16V18H188V17H190V18H194L193 13H192L193 11L191 12V10H189V11L187 10V11H188V12H187V11H185V10L182 9V8H183L182 6H181V7L179 6ZM194 8H195V9H194ZM202 8H203V7H202ZM34 9H35V8H34ZM37 9H38V8H37ZM105 9L107 10V12H106ZM112 9H114L115 12L117 11L115 7L112 8ZM177 9H178V7H177ZM181 9H182V10H181ZM185 9H186V8H185ZM188 9H189V7H188ZM49 10H50V9H49ZM56 10H57V9H56ZM68 10H69V9H68ZM90 10H91V9H90ZM163 10H164V11L166 12V14H167V10H168V9L165 10V8H163ZM180 10H181V12H180ZM198 10H197V11H198ZM31 11H32V10H31ZM37 11H38V10H37ZM58 11H59V10H58ZM88 11H89V10H88ZM109 11H110V10H109ZM111 11H112V10H111ZM114 11H113V12H114ZM122 11H123V9H122ZM130 11H131V10H130ZM130 11H127V13H128L127 16L129 15ZM168 11H169V10H168ZM201 11L205 12L204 10H201ZM117 12H119V11H117ZM199 12L196 13V14H200ZM90 13H91V12L89 11V16H90ZM110 13H111V12H110ZM157 13H158V12H157ZM188 13H189V14H188ZM253 13H254V12H253ZM30 14H31V12H30ZM55 14H56V13H55ZM60 14H61V13H60ZM117 14L119 15V13H117ZM164 14H165V13H162L163 17H164ZM187 14H188V15H187ZM196 14H195V15H196ZM33 15H34V14H32L31 16H33ZM91 15H92V14H91ZM96 15H97V14H96ZM105 15H106V14H105ZM114 15H116V14H114ZM114 15H113V17H112V15H111L110 19H111V18H112V19L115 18ZM167 15H168V14H167ZM190 15H191V16H190ZM253 15H255V14H253ZM253 15H252V17H253ZM56 16H57V15H56ZM60 16H61V15H60ZM66 16H67V15H66ZM101 16H102V15H101ZM108 16H109V15H106V18H107ZM165 16H166V15H165ZM182 16H183V14H182ZM182 16H180V17H182ZM187 16H188V17H187ZM192 16H193V17H192ZM197 16H199V15H196V16H195V17L198 18V20H199L200 16H199V17H197ZM258 16H259V15H258ZM49 17H50V16H49ZM73 17H74V16H73ZM91 17H92V16H90V18H91ZM96 17H97V16H96ZM104 17H105V16H104ZM118 17L122 18L121 16H116L117 19H113L112 21L115 22V21L118 20V23L121 22L120 25H122L123 20L121 19L122 21L119 22L120 19H119ZM166 17H168V16H166ZM166 17H164V18H166ZM169 17H170V15H169ZM254 17H255V16H254ZM35 18H36V17H35ZM94 18H95V16H94ZM106 18H104V19L107 21ZM159 18H162V17H159ZM164 18H162L163 21H164V20H168V18H167V19H164ZM190 18H188V20H189ZM33 19H34V17H33ZM57 19H58L59 22H60L61 17H60V18H57ZM62 19H64V18L62 17ZM67 19H68V18H67ZM67 19H66V21H67ZM71 19H72V18H71ZM92 19H93V18H92ZM104 19L102 18L103 21H105ZM110 19H109V20H110ZM30 20H31V19H29V21H30ZM74 20H75V18H74ZM84 20H85V19H83V21H84ZM93 20H94V19H93ZM100 20H101V19H100ZM100 20L98 19L99 22H96V24H97V23H100ZM182 20L184 21L183 17H182ZM188 20H187V21H188ZM198 20H197V21H198ZM200 20H201V19H200ZM26 21H27V18H26ZM32 21H33V20H32ZM81 21H82V19H81ZM83 21H82V22H83ZM86 21H88V23H90V21H91V23H92V20H91V19H90V20H86ZM103 21H102V22H103ZM125 21H126V19H125ZM168 21H169V20H168ZM168 21H167V23L164 21V25H163V26H165V23H166V25L170 28V24L168 23ZM197 21H196V22H197ZM43 22H44V21H43ZM64 22H65V21H64ZM79 22H80V21H79ZM107 22H108V21H107ZM107 22H106V23L104 22L105 24L102 23V24L104 25V26H103L104 28H106L105 26H106V24H108ZM114 22H112V23H114ZM200 22H203V20H201ZM24 23H25V22H24ZM32 23H34V22H32ZM61 23H62V22H61ZM66 23H67V22H66ZM75 23H76V22H75ZM84 23H85L86 25H88L87 22H84ZM84 23H83V24H84ZM91 23H90L89 26H88V27H90V29H91V26L94 24V23H93V24L91 25ZM109 23H111V20L109 21ZM129 23H130V21H129ZM129 23H128V25L132 24L133 22L130 23V24H129ZM158 23H159V22H158ZM162 23H163V22H162ZM43 24H44V23H43ZM52 24H53V23H52ZM55 24H56V23H55ZM64 24H65V23H64ZM68 24H70V23H68ZM77 24H78V23H77ZM80 24H81V23H80ZM85 24H84V25H85ZM123 24L126 25V23H124V22H123ZM23 25H24V24H23ZM27 25H28V24H27ZM56 25H57V24H56ZM78 25H79V24H78ZM86 25H85V26H86ZM90 25H91V26H90ZM100 25H101V24H100ZM109 25H110V24H109ZM114 25H115V27H113V25L111 26V27L114 28V29H112V30L109 29V28H111L110 26L106 28L108 31L105 30V29L102 27L101 30L99 29V32H100V31H101V32H106V31L109 32L110 30H111V32L116 31V34H117V35H116V34H114V35H116V37H117V36L120 34V32H122V31H121L122 29L119 30L120 32H118V30H116V29H118V28L116 27L117 23H114ZM124 25H123V26H124ZM128 25L125 26L124 28H123V26H122V28L125 29L126 27H128ZM33 26H34V25H33ZM43 26H44V25H43ZM59 26H60V25H59ZM82 26H83V25H82ZM82 26H81V25H80V26H77V28H80V29H81ZM85 26H84V27H85ZM97 26H98V25H97ZM163 26L160 27V31H161V28H162V30H164ZM167 26H166V27H167ZM171 26H172V25H171ZM60 27H61V26H60ZM67 27H69V26H67ZM75 27H76V26H75ZM119 27H120V26H119ZM229 27H230V26H229ZM229 27H228V28H229ZM16 28H17V27H16ZM43 28H44V27H43ZM54 28H55V27H54ZM71 28H73V29L75 30L74 26L71 27ZM92 28H94V27H92ZM169 28H168V29H169ZM231 28H232V27H231ZM32 29L34 30V28H32ZM47 29H48V28H45V31H46ZM52 29H53V28H52ZM59 29H60V28H59ZM59 29H58V30H59ZM63 29H65V25H64V28H63V26H62V30H63ZM73 29H71V30H73ZM83 29H84V28H82V30H83ZM119 29H120V28H119ZM126 29H127V28H126ZM58 30H57V31H58ZM62 30H61V32H62ZM65 30H67V29H65ZM71 30H70V31H71ZM76 30H77V29H76ZM87 30H89V29H86V32H87ZM92 30H93V29H92ZM96 30H98V27H97V29H96V27L94 28V31H96ZM104 30H105V31H104ZM165 30H166V29H165ZM228 30H231V29L229 28ZM233 30H234V29H233ZM233 30H231V34H232V32H234V34H236L235 31L237 32V30H234V31H233ZM256 30H257V29H256ZM16 31H19V30H16ZM16 31H15V32H16ZM30 31H31V30H30ZM34 31H35V30H34ZM67 31H69V29H68ZM78 31H79V29H78ZM131 31H132V30H131ZM238 31H240V30H238ZM8 32H9V30H8ZM11 32H12V31H11ZM42 32H43V31H42ZM47 32H48V31H47ZM82 32L84 33V32H85V29H84V31H82ZM92 32H93V31H92ZM101 32H100V33H101ZM111 32H110V33H111ZM117 32H118V33H117ZM124 32H125V30H124ZM200 32H201V31H200ZM242 32H243V31H242ZM38 33H39V31H38ZM45 33H46V32H45ZM45 33H44V34H45ZM55 33H56V31H55ZM59 33H60V30H59ZM72 33H73L74 35L77 34V33H74V32H72ZM79 33H80V32H79ZM87 33L89 34V32H87ZM87 33H84V34H87ZM90 33H91V32H90ZM113 33H115V32H113ZM122 33H123V32H122ZM201 33H203V32H201ZM201 33H200V35H202ZM7 34H8V33H7ZM11 34H12V33H11ZM13 34H14V36H15V33H13ZM17 34H19V33L17 32ZM17 34H16V35H17ZM29 34H30V32H29ZM56 34H57V33H56ZM68 34H69V32H68ZM88 34H87L86 36H88ZM102 34H103V33H102ZM105 34H106V33H105ZM203 34H204V33H203ZM231 34H230V36H229V39H230V37L232 36V37H234L233 39L236 40L235 37L238 35L237 40H238L239 42H236V41H235V42H236V43H235L234 40L231 41V43H230L231 47H230V48H231L232 51H233V49H235V47H236L237 50H238V47H239L238 44H239V45L243 44L241 39H242V37H244V36H241L240 33H239L240 35L237 34L236 36H233V34H232V35H231ZM246 34H247V33H246ZM47 35H49V34H47ZM51 35H52V32H51ZM58 35H59V34H58ZM61 35H62V33H61ZM74 35H73L72 37H74V39H75L76 35H75V36H74ZM79 35H80V34H78V36H79ZM108 35H109V34L107 33L105 36H108ZM112 35H113V34H111L109 37L112 38ZM120 35H121V36L123 35V37H124L125 34H120ZM126 35H127V34H126ZM197 35H199V33H197ZM2 36H3V35H2ZM14 36H13V37H14ZM27 36H28V35H27ZM33 36H34V35H33ZM38 36H39V35H38ZM63 36H64V35H63ZM63 36H62V37H63ZM65 36H66V35H65ZM65 36H64V37H65ZM70 36H71V35H70ZM78 36H77V37H78ZM80 36H82V35H80ZM83 36H85V35H83ZM92 36H94L93 33H92ZM101 36H103V35H101ZM105 36L102 37V38H105ZM138 36H139V35H138ZM157 36H158V34H157ZM203 36H204V35H203ZM206 36H207V34H206ZM208 36H209V35H208ZM240 36H241V38H240L241 41L239 40V37H240ZM9 37H11V36H9ZM30 37L32 38V36H30ZM45 37H46V36H45ZM53 37H54V36H53ZM62 37H61V38H62ZM66 37H67V36H66ZM95 37L97 38L98 36L95 35ZM116 37H115V40H116ZM123 37H122V38H123ZM131 37H132V36H131ZM232 37H231V40H232ZM15 38H17V37H15ZM31 38H29V39H31ZM49 38H50V36H49ZM57 38H59V37L57 36L55 39H57ZM61 38H60V41H61V44H62V43L64 42V40H63V38H62V40H61ZM78 38H79V37H78ZM83 38H87V37H83ZM89 38H90V36H89ZM102 38H100V39L103 41ZM120 38H121V37H120ZM133 38H134V36H133ZM137 38H138V37H137ZM139 38H140V36H139ZM206 38H207V37H206ZM35 39H36V38H35ZM39 39H40V38H39ZM50 39H51V38H50ZM68 39H70V37H69ZM71 39H72V38H71ZM71 39H70V40H71ZM76 39H77V38H76ZM90 39H91V38H90ZM10 40H12V39H10ZM14 40H15V39H14ZM31 40H32V39H31ZM31 40H30V42H31ZM33 40H34V38H33ZM37 40H38V39H37ZM37 40H36V41H37ZM83 40H84V39H83ZM86 40H87V39H86ZM101 40H98V39H97L98 43H97V42L95 43L94 41L91 40V42H94L93 44H95V45L97 44V47L94 46L93 44H90V42L88 41V43H89V48L92 46V47H93V50H94V47H96L97 49H95V51H96V50H97V51L99 50V52H97V54H98V53H99V55H103V54H105L106 57H107V54H109V55H108L109 57H110V54H112V57H114V55H116V54L118 55V53L120 52L119 50H121L119 46H118V47H119L118 53H116V54H113V53H115L116 49H115V50L112 49V52H113V53L111 52V50H109L110 53H109V52H106L108 49H110L109 47L112 48V44H111V46H107V45H108V42H109V45H110V43H112V42H110L112 39H111V40H110V38H109V39H106V40L104 39L105 41H108V42H105V41H104V42H105L104 44H106V46H105V45H101L102 48H101L100 45H99V43L102 42ZM109 40H110V41H109ZM125 40H126V39H125ZM244 40H245V39L243 38V41H244ZM45 41H47V40L45 39ZM49 41H50V40H49ZM52 41L55 42L53 39H51V42H52ZM56 41H57V40H56ZM60 41H58V42L60 43ZM65 41H67V40L65 39ZM73 41H74V40H73ZM121 41H122V40H121ZM121 41L118 42V44L121 43ZM128 41H129V40H126V42H128ZM131 41L133 42V44L135 43V44L138 46V44H139V43H138L139 40H136L137 42H136V41L134 42L133 39H132ZM140 41H141V40H140ZM6 42H7V41H6ZM28 42H29V41H28ZM28 42H27V43H28ZM39 42H40V43H39ZM39 42H38L39 44H36L37 47L41 45V41H40V40H39ZM43 42H44V41H43ZM53 42H52V43H53ZM58 42H56V43H58ZM69 42H70V41H69ZM122 42H123V41H122ZM126 42H123V43L125 44ZM3 43H4V42H3ZM24 43H25V42H24ZM31 43H32V42H31ZM36 43H37V42H36ZM44 43H45V42H44ZM48 43H49V42H48ZM52 43H50V44H52ZM59 43L57 44L58 46H56V44H55V46H56V47H59V45H60ZM76 43H77V42H76ZM114 43H115V42H114ZM123 43H122V44H123ZM232 43L235 44V45H234L235 47L232 46V45H233ZM12 44H13V43H12ZM12 44H11V45H12ZM16 44H17V43H16ZM16 44H15V45H16ZM18 44H19V43H18ZM33 44H34V43H32L31 45H33ZM46 44H47V43H46ZM50 44H48V45H46V46H44V47L46 48L47 46H49V48H50V46H53V44H52V45H50ZM101 44H102V43H101ZM122 44H121V45L119 44V45L122 46ZM124 44H123L122 47L125 46ZM126 44H129V42L126 43ZM133 44H132L131 42H130V44H129V45H131V49H132V50H133V47H134ZM250 44H251V43H250ZM260 44H261V42H260ZM28 45H29V44H28ZM34 45H35V44H34ZM73 45H74V44H73ZM78 45H79V43H78ZM90 45H91V46H90ZM116 45H117V44H116ZM136 45H135V46H136ZM230 45H229V46H230ZM236 45H237V46H236ZM244 45H246V46H244V47H246V51H245L244 47H242V48L239 47L240 50L242 49V51H243L244 53H245V52L249 53L250 50L248 49V47H250V46H252V45L249 46L248 43H244ZM0 46H1V45H0ZM55 46H54V47H55ZM75 46H76V44H75ZM86 46H87V44H86ZM103 46H104V48H103ZM183 46H184V45H183ZM202 46H203V44H202ZM202 46H201L200 48L202 49V51H204L203 49H204L206 46H203L204 48H203ZM207 46H208V45H207ZM229 46H228V47H229ZM247 46H248V47H247ZM253 46H254V45H253ZM15 47H16V46H15ZM25 47H26V45H25ZM25 47H24V48H25ZM37 47L35 48L36 50H41V49H37ZM60 47H61V46H60ZM65 47L67 48V45H66ZM65 47H63V48L61 47V49H64ZM68 47H70V46H68ZM76 47H77V46H76ZM106 47H107L108 49H105ZM113 47H114V44H113ZM115 47H116V46H115ZM122 47H121V48H122ZM127 47L130 48V46H128V45H127ZM127 47L125 46L124 49H123V48H122V49H123V50H125V49L128 50ZM259 47H260V46H259ZM259 47L256 48V49H257V52L254 51L255 48H253V49H254L253 52H255V53H253V52L251 51L249 54H250V55H251V53H253L254 55L256 54V56L260 57V59H258V60H262V61H263L264 58H262V56L264 55V52H263V50H262L261 48H259ZM22 48H23V45H22ZM24 48H23V49H24ZM47 48H48V47H47ZM51 48H52V47H51ZM66 48H65V49H66ZM77 48L80 49V47H77ZM89 48H88V49H89ZM134 48H135V47H134ZM170 48H171V47H170ZM172 48H173V47H172ZM184 48L187 49V50H186L187 52H186L184 49H182V53H184V55H185L186 53L188 54L189 48H187V46H185ZM206 48H207V47H206ZM1 49H2V48H1ZM13 49H14V48H12V50H13ZM16 49H17V48H16ZM29 49H30V47L28 48V50H29ZM42 49H43V48H42ZM55 49H56V48H55ZM68 49H69V48H68ZM68 49H67V50H68ZM73 49L75 50V48H73ZM78 49H77V50H78ZM86 49H87V48H86ZM86 49H85V50H86ZM88 49H87V50H88ZM90 49H91V48H90ZM100 49H101V52H103V53L100 52ZM102 49H103V50L105 49V50L102 51ZM131 49L129 50V52L131 51ZM258 49H259V50L261 49L262 54H261V52H258V51H259ZM12 50H11V52H12ZM36 50H35V51H36ZM74 50H73V51H74ZM83 50H84V49H83ZM85 50H84V51H85ZM113 50H114V51H113ZM176 50H178V48H175V50H174V48H173V51H176ZM183 50H184L185 52H183ZM228 50H230V49H228ZM231 50L229 51L230 53H231ZM237 50L235 49V52H237ZM248 50H249V52H248ZM3 51H4V50H3ZM3 51H1V52H3ZM25 51H26V50H25ZM44 51H47V50H46V49L43 50V53H44ZM48 51H49V49H48ZM48 51H47L46 54H48L51 50H50L49 52H48ZM73 51H71V53H72ZM121 51H122V50H121ZM170 51H172V50H170ZM179 51H180V50H179ZM5 52H6V51H4V53H5ZM51 52H52V51H51ZM64 52H65V51H64ZM74 52H75V51H74ZM74 52H73V53H74ZM78 52H80V51H78ZM78 52H76V54H74V55H76V58H77V54H78ZM90 52H91V51H90ZM90 52H89V53H90ZM104 52H105V53H104ZM129 52H127V54H130ZM238 52H240L239 55H241V57H238L239 55L234 54V52H233L232 55H231L230 53H227V54L231 55V58H232V61H231V62H232L233 64L237 62V61H236V62H233V55H237V58H238V59H239V58L241 59V58L243 57V54H244V53L241 52V51H239V50H238ZM238 52H237V53H238ZM12 53H13V52H12ZM31 53H33V52H31ZM34 53H35V52H34ZM43 53H42V54H43ZM52 53H53V52H52ZM54 53H55V52H54ZM71 53H70V54H71ZM82 53H83V52H82ZM120 53L123 54L124 52H120ZM125 53H126V52H125ZM241 53H242V54H241ZM257 53H258V54H257ZM259 53H260L261 55H260ZM6 54H7V53H6ZM22 54H23V53H22ZM28 54H29V53H28ZM28 54H27V55H28ZM39 54H40V57H41V55H42L41 52H40ZM39 54H37V56H38ZM249 54H248V55H249ZM253 54H252V55H253ZM8 55H9V53H8ZM14 55H15V54H14ZM23 55H24V54H23ZM25 55H26V54H25ZM27 55H26V57H27ZM60 55H62V52H61ZM74 55H71V58H72ZM78 55H80V53H79ZM83 55H84V54H83ZM85 55H89V54L86 53ZM90 55H91V54H90ZM90 55H89V57H91ZM117 55H116V56H117ZM172 55H174V54H172ZM177 55H178V54H177ZM179 55H182V54H179ZM229 55H228V57H227V60L230 61L231 58H230ZM245 55H247V54H245ZM245 55H244V57L242 58V59H243V61H242L243 64H244V62H246V61L249 62L252 58L254 59V58L256 57V56L253 57V56H250V55H249V57H247V56H248V55H247V56H246V59H247V60H246V59H245ZM259 55H260V56H259ZM12 56H13V54H12ZM31 56H32V55H31ZM105 56H104V57H105ZM119 56H122V57H123V55H121V54H119L117 57H119ZM128 56H129V55H126V58H127ZM186 56H187V55H186ZM5 57H6V55H5ZM5 57H4V58H5ZM26 57H25V58H26ZM35 57H36V56H35ZM40 57H38V58H40ZM89 57H88V58H89ZM101 57H103V56H101ZM104 57H103V58H104ZM124 57H125V56H124ZM169 57H170V56H169ZM174 57H177V56L175 55ZM174 57L172 56L171 59H174ZM184 57H185V56H184ZM9 58H10V57H9ZM22 58H23V57H22ZM36 58H37V57H36ZM36 58H32V59H36ZM79 58H80V57H79ZM86 58H87V57H86ZM115 58H116V57H115ZM115 58H114V59H115ZM120 58H121V57H119V59L117 58V64H118V67H119V65H120V62H121V65H123V64L126 65L125 62L127 61L126 59L124 60L123 58H121V59H120ZM133 58H134V57H133ZM133 58H132L131 63H133V61H134ZM180 58H181V57H180ZM187 58H188V59H187ZM187 58H186V57H185V58H183V57L181 58V59H186V60H185V63H186V64L183 63V64H182V67H181V65H180V67H179V66H178V67H177V66L175 67V65H174V68H175V69H174V68H173V69H174V70H177V71H178V70H179V71H180V70H181V71H182V70H185V71H184L185 73H183V71H182V74H183V75H185V74L187 75V74H188L187 76L185 75L184 77H186V79L188 78V80L191 79V80H192V83H193V80L196 78L197 75H196L195 73H193L195 69L192 70L193 68H192V69H191V68H189V69L187 68V63H188L187 60L189 61V63H190V61L192 60V59H191V60L189 59V58H190V54L188 55ZM229 58H230V59H229ZM250 58H251V59H250ZM256 58H257V57H256ZM256 58H255V59H256ZM261 58H262V59H261ZM7 59H8V58H7ZM13 59L15 60L16 58L13 56ZM13 59H12V60H13ZM28 59H29V58H28ZM30 59H31V57H30ZM32 59H31V60H32ZM41 59H42V58H41ZM80 59H82V57H81ZM80 59H79V60H80ZM105 59H109V58H105ZM122 59H123V60H122ZM175 59H176V58H175ZM181 59H180V60H181ZM244 59H245L246 61H245ZM249 59H250V60H249ZM255 59H254L253 61H255ZM12 60H11V61H12ZM22 60H23V59H22ZM118 60H119V61H118ZM178 60H179V59H178ZM180 60H179L178 62H181ZM234 60H236V59H234ZM6 61H7V60H6ZM8 61H9V60H8ZM34 61H35V60H34ZM34 61H33V63H35ZM40 61H41V60H40ZM40 61H39V62H40ZM74 61H75V64H76V65H77V63L79 62V61L77 60V63H76V60H75V59H74ZM100 61H101V58H100ZM114 61H116V59L113 60V64H114ZM174 61H175V60H174ZM176 61H177V60H176ZM176 61H175V62H176ZM182 61H184V60H182ZM192 61H193V60H192ZM253 61L250 62V65H249V64L247 65V66H248L247 69H250V70L252 69V68H249V66H252L251 64H254V63H256V62H258V63H256V64H259V61H257V59H256V62L253 63ZM13 62H14V61H13ZM20 62H22L21 59H20ZM29 62H30V61H29ZM82 62H83V64H82V63H81V64H82V65H85V63H84L85 61H82ZM101 62H102V61H101ZM127 62H128V61H127ZM175 62H174V63H175ZM231 62H230V63H231ZM0 63H1V62H0ZM6 63H7V62H6ZM9 63H11V62H9ZM14 63H15V62H14ZM14 63H13V64H14ZM33 63H29V64H32V65H33ZM79 63H80V62H79ZM103 63H104L105 65L107 64V63H105V61H103ZM109 63L112 64V60H111ZM115 63H116V62H115ZM232 63H231V66H233ZM242 63H241V64H242ZM2 64H3V63H2ZM15 64H16V63H15ZM23 64H24V63H23ZM26 64H28V63H26ZM111 64H110V66H111ZM117 64H116V65H117ZM133 64H134V63H133ZM260 64H262V65H260V66H262V67H260V66H259V67L263 69V70L260 69V72H261V70H262V73H264V72H263V71H264V68H263L264 65H263V63H260ZM21 65H22V63H21ZM34 65H35V64H34ZM107 65H108V64H107ZM114 65H115V64H114ZM116 65H115V66H116ZM127 65H128V64H127ZM131 65H132V64H131ZM191 65H192V66H191ZM193 65H194V64H193V62H192L191 64H189V67H190V66L193 67ZM228 65H229V64H228ZM228 65H227V66H228ZM3 66L5 67V65H3ZM15 66H16V65H15ZM18 66H19V65H18ZM37 66L39 67V65H37ZM43 66H45V65L43 64ZM46 66H47V65H46ZM78 66H81V65L79 64ZM110 66H109V69H110ZM123 66H124V65H123ZM184 66H185V68H187V70L184 69ZM243 66L245 67L246 65L244 64ZM253 66H254V65H253ZM253 66H252V67H253ZM6 67H8V65H7ZM22 67H23V66H21V68H22ZM106 67H107V66H106ZM229 67H230V66H229ZM257 67H258V66H257ZM259 67H258V68H259ZM19 68H20V66H19ZM21 68H20V69H21ZM41 68H43V67H41ZM107 68H108V67H107ZM113 68H114V67H113ZM178 68H179V69H178ZM181 68H182V69H181ZM231 68H233V67H231ZM231 68H230V69H231ZM258 68H257V70H259ZM3 69H5V68H3ZM7 69H8V68H7ZM7 69H6V70H7ZM28 69L30 70L29 66H28ZM15 70H16V68H15ZM15 70H13V71H15ZM29 70H28V71H29ZM208 70H209V69H208ZM208 70H207V72H208ZM237 70H238V69H237ZM9 71H10V70H9ZM165 71H166V70H165ZM179 71H178V73H179ZM181 71H180V72H181ZM189 71H190V72H189ZM192 71H193V72H192ZM210 71H211V70H210ZM17 72H18V71H17ZM19 72H20V71H19ZM19 72H18V73H19ZM88 72H89V71H88ZM166 72H167V71H166ZM172 72H173V71H172ZM172 72H171V74H169V72H168V75H171V76H172V74L175 73V75H174V79H175V76L177 77L178 73H176V72L172 73ZM186 72H188V73H186ZM195 72H197V70H196ZM260 72H259V71H256V70L254 71V73H260ZM11 73H12V72H11ZM18 73H17V74L14 73L13 76H15V77H16V76H19V77H20V75L23 74V73H20V74H18ZM29 73H30V71H29ZM31 73H32V72H31ZM162 73H163V71H162ZM15 74H16V75H15ZM182 74H181V75H182ZM189 74H190V76H191L192 78H193V77H194V78L192 79V78L189 76ZM191 74H192L193 76H192ZM197 74L200 75V73H198V72H197ZM28 75H29V74H28ZM156 75H157V74H156ZM168 75L166 74V77L171 78V76H168ZM179 75H180V74H179ZM183 75H182V78H183ZM194 75H195V76H194ZM205 75H206V74H205ZM1 76H2V75H1ZM1 76H0V77H1ZM21 76H22V75H21ZM25 76H26V75H25ZM30 76H31V75H30ZM30 76H29V77H30ZM161 76H162V75H161ZM161 76H160V77H161ZM188 76H189V77H188ZM208 76H209V75H208ZM242 76H243V75H242ZM10 77H11V75H10ZM15 77L12 78V79H13V81H12L13 83H12L10 80H8V81H9L11 84H14L15 81H16V84H17V83H18L17 81L19 80V79H17V78H19V77H16L17 80H14ZM22 77H24V75H23ZM133 77H135V76H133ZM155 77H156V76H155ZM178 77H181V76H178ZM197 77H198V76H197ZM200 77H201V76H200ZM204 77H205V76H203V78H204ZM206 77H207V75H206ZM211 77H212V79L209 81V78H211ZM211 77L207 78L209 83H210L211 81H212V82L214 81V80H213V79H214V78H213L214 75H213V76L211 75ZM259 77H260V76H259ZM259 77H258V78H259ZM262 77H264V74L262 75ZM131 78H132V77H131ZM162 78H163V77H162ZM164 78H165V77H164ZM164 78H163V79H164ZM169 78H165V79H169ZM246 78H247V77H246ZM260 78H261V77H260ZM9 79H10V78H9ZM12 79H11V80H12ZM29 79H30V78H29ZM134 79L136 80V77H135ZM134 79H131V80L135 81ZM159 79H161V78H159ZM172 79H173V78H172ZM174 79H173V80H174ZM180 79H181V78H180ZM251 79H252V77H251ZM24 80H26V79H24ZM30 80H32V78H31ZM116 80H117V79H114V82H115ZM173 80H171L172 83H173ZM183 80H184V79H183ZM198 80H199L198 83L202 82L201 79H198ZM198 80H196L193 84H195ZM200 80H201V81H200ZM0 81H1V79H0ZM177 81L180 82V81H182V79H181V80H177ZM186 81H187V80H186ZM204 81H205V80H204ZM204 81H203V82H204ZM206 81H207V80H206ZM30 82H31V81H30ZM104 82H105V81H104ZM104 82H102V83H104ZM106 82L109 83V84H112V83H113L112 85H113L114 87H111L112 85H110V87H108V89H110V88H115V87H116L115 85H117V83H118L119 81H118L117 83H114V82H112V81L109 82V80L106 81ZM125 82H126V81H125ZM131 82H132V81H131ZM167 82H170V81H167ZM167 82H166V83H167ZM174 82H175V81H174ZM7 83H8V82H7ZM107 83H104V86H106V85L109 86V84H107ZM121 83H122V82H121ZM121 83H120V84H121ZM135 83H136V81H135ZM135 83H134L133 85H135ZM175 83H176V82H175ZM180 83H181V82H180ZM184 83H185V82L183 81V84H184ZM186 83H188V81H187ZM192 83H191L190 85H192ZM198 83H197V84H198ZM219 83H220V82H219ZM240 83H241V82H240ZM249 83H250V82L247 81V85H248ZM255 83H256V81H255ZM29 84H30V83H29ZM29 84H28V85H29ZM114 84H115V85H114ZM126 84H129V83H126ZM155 84H156V83H155ZM177 84H178V83H177ZM177 84H176V85H173V86L175 87V86H177ZM197 84H195V86H198ZM200 84H201V83H200ZM200 84H199V86H200ZM202 84H203V83H202ZM202 84H201V85H202ZM253 84H254V83H253ZM261 84H262V83H261ZM261 84L259 83V84H257V85H258V86H261L260 89L262 90V89H264V88H263V87H264V84H262V85H261ZM1 85H2V84H1ZM8 85H9V84H8ZM19 85H20V84H19ZM28 85H27V86H28ZM98 85H99V84H95V86H93V89L97 86V87H96L97 89H95L94 91L97 90L98 92L96 91V92H95V95L98 94V93L100 92V89L102 90V88H103L102 91L105 92V90H106V89H105L106 87L104 88L103 84L101 85V82H100V85H99L100 87H99ZM118 85H119V84H118ZM122 85H123V83H122L119 87H121ZM136 85H137V84H136ZM158 85H159V84H157V86H158ZM185 85H186V84H185ZM251 85H252V84H251ZM21 86H23V89H22V88L20 89L19 87H18V88H15V87H16L15 85H14V88H13V89H19V91L23 92V90H24V86H26V85H24V83H22ZM21 86H20V87H21ZM101 86H103V87H101ZM123 86H124V85H123ZM131 86H132V83H131ZM167 86H168V85H167ZM178 86H179L180 88H178V87H177V88L180 90V89L182 88V85H181V86L178 85ZM188 86H189V85H188ZM252 86H253V85H252ZM252 86H250V88H251ZM254 86H256V85H254ZM258 86H256L255 88H257ZM5 87H7V86L4 85V88H5ZM11 87H12V85H11ZM11 87H8V88H11ZM136 87H137V86H136ZM136 87H134V88H136ZM159 87H160V88H164L165 86H162V87H161V85H160ZM184 87H187V86H184ZM184 87H183V88H184ZM4 88H3L2 90H0L1 94L6 93V92H3V93H2V91L4 90ZM8 88H7V89H8ZM27 88H29V86H28ZM39 88H40V87H39ZM87 88H92V87L90 86V87H87ZM137 88H138V87H137ZM169 88H170V87H169ZM172 88H173V87H172ZM183 88H182L180 91H182ZM189 88H190V86H189ZM189 88H188V89H189ZM207 88H208V87H207ZM213 88H214V87H213ZM85 89H86V88H85ZM93 89H91V90L93 91ZM98 89H99V90H98ZM116 89H117V88H116ZM118 89H119V88H118ZM123 89H124V88H123ZM126 89H128V88H126ZM174 89H175V88H173V90H174ZM184 89H186V88H184ZM188 89H187V90H188ZM204 89H205V87L203 88V90H204ZM253 89H254V88L252 87L251 90H253ZM257 89H258V88H257ZM260 89H258V90L261 91ZM10 90H12V88H11ZM40 90H41V89H40ZM43 90H44V89H43ZM45 90H48V89H45ZM45 90H44V91H45ZM88 90H90V89H88ZM128 90H129V89H128ZM158 90H159V89H158ZM173 90H172V91H173ZM176 90H177V89H175V92H177L178 94L176 93L177 96H176L175 98H177V97L179 96V98L181 99V98H182V97H181L182 95H180V94H179V91H176ZM191 90H192V89H191ZM211 90H212V89H211ZM6 91H7V90H6ZM17 91H18V90H17ZM19 91H18V92H19ZM82 91H85V92H86V90H84V88H82L81 91H80V89H79V93L84 94ZM102 91H101V93L98 94L99 97L103 95V94H102ZM120 91H121V90H120ZM133 91H134V90H133ZM160 91H162V92L164 93L165 90L163 91V90L161 89ZM166 91H168V90H166ZM170 91H171V90H170ZM184 91H185L184 94L186 95L187 92H186V90H184ZM247 91H248V90H247ZM263 91H264V90H262V92H263ZM21 92H20V93H21ZM40 92H41V91H40ZM104 92H103V93H104ZM122 92H125V91L123 90ZM122 92H121V93H122ZM130 92L132 93V90H131ZM173 92H174V91H173ZM173 92H172V93H173ZM190 92H192V91H190ZM196 92H197V91H196ZM203 92H204V91H203ZM206 92L209 93L210 90H209V91L206 90L205 93H206ZM249 92H250V91H249ZM251 92H252V91H251ZM10 93H15V94H17V92H16L15 90H14V91L12 90V92H10ZM20 93H19V94H20ZM23 93H25V92H23ZM73 93H75V92H73ZM86 93H87V92H86ZM91 93H92V92H91ZM121 93H118V94L120 95ZM156 93H158V92H156ZM166 93H167V92H166ZM168 93H169L168 95L170 96L171 92L168 91ZM180 93H183V92H180ZM198 93H200V92H198ZM198 93H197V95H201V94H202V93H201V94H198ZM216 93H217V92H216ZM257 93H258V92H257ZM263 93H264V92H263ZM7 94H8V93H7ZM15 94H14V95H15ZM41 94H42V92H41ZM56 94H57V92H56ZM101 94H102V95H101ZM114 94H115V93H114ZM173 94H174V93H173ZM194 94H195V93H193V95H194ZM206 94H207V93H206ZM14 95H13V98H14L13 101H14V103H16L17 99L15 98L16 95H15V96H14ZM21 95H22V94H21ZM78 95H79V94L77 93V95H74V96H76V97H78V99H80ZM84 95H86V94H84ZM104 95H105V96H104ZM104 95H103V96L106 98V94H104ZM107 95H108V94H107ZM115 95H116V94H115ZM136 95H137V94H136ZM136 95H135V96H136ZM141 95H142V94H141ZM152 95H153V94H152ZM185 95H184V96H185ZM203 95L205 96L204 93H203ZM216 95H217V97H218V96H221V94H219V93L216 94ZM247 95H248V94H247ZM253 95H256V94H253ZM253 95H252V98L254 99ZM0 96H1V95H0ZM5 96H6V94H5ZM9 96H11V98H12V95H11V94H9ZM17 96H19V95L17 94ZM39 96H40V95H39ZM80 96H81V100H78V103H77V105H75V106H77V107L79 106V108H82L81 111H82L83 109L86 110V109H89V108L91 107V108L87 111L89 115H87L86 117L84 116L85 118L88 117V119H87V120L84 119V120H82V121H84V122L86 123V121H91V120L94 121V120H96L94 123H98L97 120H99V119H96L97 117L94 116V118H95V117H96V118L93 120V117H92L93 114H95L94 112H96V111H95L94 108H92L93 105H91V102H94L95 99H94L93 101L90 102V101H89V97H88L89 95L87 96V97H88L87 99H86V96H83V97H82V95H80ZM103 96H102V97H103ZM124 96H126V95H124ZM153 96H154V95H153ZM158 96H159V95H158ZM164 96H165V95H164ZM174 96H175V95H174ZM186 96H187V95H186ZM186 96H185V97H186ZM201 96H202V95H201ZM201 96H198V97H201ZM211 96H212V95H211ZM20 97H21V96H20ZM68 97H69V96H68ZM68 97H67V98H68ZM90 97H91V98H94L93 95L90 96ZM96 97H97V96H96ZM130 97H131V96H129V98H130ZM140 97H141V96H140ZM185 97H184V98H185ZM189 97H190V96H189ZM193 97H194V96H193ZM193 97H192V95H191V98H193ZM196 97H197V96H196ZM198 97H197V99H200V101H201V99H204V97H202V98H198ZM205 97H206V96H205ZM207 97H208V94H207ZM207 97H206V98H207ZM217 97H216V101H215V103H213L214 105H210V106H213V107H214L216 103H221V102L224 103V101H222V100H221V102H219V101L217 102V100H218ZM246 97H249V96H246ZM262 97H263V96L260 95V97H258L257 101H258V100H261L260 98H262ZM1 98H2V97H0V99H1ZM25 98H26V97H25ZM82 98H83L84 100H86L87 103H86V101H84V100L82 101ZM108 98H109V97H108ZM158 98H160V97H158ZM168 98H169V97H168ZM175 98H173V99H174L173 101H176V105H177V107H178V103H179L180 100L178 99V103H177V100H176ZM191 98H188V99H191ZM212 98H213V96H212ZM7 99H9V98L7 97ZM15 99H16V100H15ZM18 99H19V98H18ZM99 99H100V98H99ZM123 99H125V98H123ZM127 99H128V98H127ZM131 99H132V97H131ZM131 99H130V100H131ZM137 99H138V98H137ZM155 99H156V98H155ZM188 99L185 98L186 103H187ZM197 99H196V101H197ZM208 99H210V97H208ZM221 99H223V97H221ZM262 99H264V98H262ZM1 100H2V99H1ZM4 100H5V98H4ZM4 100H3V101H4ZM56 100L58 101V99H56ZM68 100H69V99H68ZM74 100H75V99H74ZM90 100H91V99H90ZM139 100H140V99H139ZM141 100H142V98H141ZM160 100H161V99H160ZM169 100L172 101L170 98H169V99H166V100H164V101L168 102ZM185 100L180 101V103H183V102L185 103ZM251 100H252V99H251ZM6 101H7V100H5V102H6ZM8 101H9V100H8ZM75 101H76V100H75ZM80 101H81V102H80ZM95 101H96V100H95ZM102 101L104 102L103 99H102ZM105 101H106V100H105ZM131 101H132V100H131ZM135 101H136V100H135ZM164 101L162 100V102H164ZM190 101H191V104H192V105L196 103V102H195V103H192V99H191ZM194 101H195V100H194ZM194 101H193V102H194ZM206 101H208V100H206ZM252 101H254V100H252ZM257 101H256V102H257ZM261 101H262V100H261ZM261 101H258V102H257V103H258L257 106L259 107V105H260V106L262 105L260 108L263 109V108H264V104H261ZM76 102H77V101H76ZM83 102H85V104H84ZM88 102H89L90 107H89V105H86V104H88ZM97 102H98V101H97ZM97 102H96V103H97ZM103 102H101V103H103ZM120 102H121V101H120ZM138 102H139V101H138ZM198 102H199V101H198ZM198 102H197V103H198ZM262 102L264 103V100H263ZM7 103H9V102H7ZM11 103H12V102H11ZM68 103H69V102H68ZM79 103L82 104V107H81V105H80ZM96 103H95V104H96ZM101 103H100V100H99V102L97 103V105L99 104V106H100ZM117 103H118V102H117ZM127 103H128V101H127ZM140 103H142V102H140ZM173 103H174V102H173ZM184 103H183V104H180V107L183 106L184 110H183V109H182V110H183V111H187V110H185V107H187V105L184 104ZM188 103H190V102H188ZM197 103H196V104H197ZM200 103H201V102H200ZM207 103H208V102H207ZM211 103H212V102H211ZM211 103H210V104H211ZM222 103H221V104H222ZM257 103H256V104H257ZM42 104H43V103H42ZM78 104H79V105H78ZM93 104H94V103H93ZM95 104H94V107L97 106V105L95 106ZM174 104H175V103H174ZM191 104H190V106H191ZM44 105H45V104H44ZM44 105H42V107H43ZM103 105H104V103H103ZM105 105H106V102H105ZM105 105L103 106V109L99 110V109L97 108V110L100 111L101 116L103 117V120H104V118L108 119L109 117H110L109 119H112L111 117H112L113 115H112V116H108L109 113L107 114V111H106V110H108V108H107L108 106L106 107ZM107 105H109V104L107 103ZM136 105H137V104H136ZM176 105H174V106H176ZM185 105H186V106H185ZM188 105H189V104H188ZM197 105H198V104H197ZM201 105H202V104H201ZM203 105H205V106H202V107H204V109H199V106H197V107H198V108H197V109H198L197 112H199V110H200V111H207V110H208V109L205 110L206 102H205V104L203 103ZM208 105H209V104H208ZM216 105H217V106H218V105L220 106V104H216ZM40 106H41V104H40ZM57 106H58V105H57ZM70 106H71V105H70ZM85 106H86V109H85ZM101 106H102V105H101ZM101 106H100V107H101ZM109 106H111V105H109ZM112 106H113V104H112ZM184 106H185V107H184ZM210 106H207V107H209V109H211ZM50 107H51V106H50ZM53 107H54V105H53ZM53 107L49 109V110H50L49 114H51V111H55L56 109H60V108L56 107V104H55V107H54V108H53ZM104 107H106V108H104ZM132 107H133V106H132ZM132 107H131V108H132ZM180 107H179V108H180ZM192 107H194V106H192ZM200 107H201V106H200ZM207 107H206V108H207ZM222 107L224 108L223 105H221V108H222ZM225 107H226V106H225ZM18 108H19V107H18ZM39 108H40V107H38L37 109H39ZM68 108H69V106H68ZM79 108H78V110H79ZM109 108H110V107H109ZM114 108H115V107H113L112 109H114ZM124 108H125V107H124ZM134 108H135V107H134ZM138 108H139V107H138ZM142 108H144V107L142 106ZM174 108H175V107H174ZM174 108H173V110H174ZM179 108H177V109L179 110ZM188 108L191 109V107H189V106H188ZM188 108H187V109H188ZM194 108H195V107H194ZM22 109H23V108H22ZM33 109H34V108H33ZM37 109H35V110H36V113L39 112L42 108H40L38 111H37ZM51 109H52V110H51ZM53 109H54V110H53ZM64 109H65V108H61V109L59 110V112H58V110L55 111V112H57V113H56V117H55L56 119L58 118L57 115H59V114H64V112L68 110V109H67V110H64ZM72 109H73V108H72ZM74 109H75V108H74ZM91 109H93L94 111L91 110ZM104 109H106V110H104ZM112 109L110 108V111L108 110V112H111V113H112V112H113V111H111ZM122 109H123V108H122ZM192 109H193V108H192ZM257 109H258V108H257ZM25 110H26V109H25ZM84 110H83V111H84ZM119 110H120V109H119ZM132 110H133V109H132ZM137 110H138V109H137ZM144 110H145V109H144ZM144 110H143V111H144ZM182 110H180V112H181ZM194 110H195V109H194ZM211 110H213V109H211ZM211 110H209V112H211ZM214 110H215V108H214ZM214 110H213L212 112H213L214 114H216ZM219 110L222 111V109H218V108H216V112H218V114H216V115H218L219 118H222L221 115H223V114L225 115V113H221ZM223 110H226V109H223ZM255 110H256V109H255ZM28 111H29V110H28ZM43 111H44V110H43ZM43 111H41V115L47 113V111H46V113H44L45 111H44V112H43ZM61 111H63V113H62ZM69 111H70V109H69ZM75 111H76V110H75ZM90 111H91L92 114L89 113ZM92 111H93V112H92ZM98 111L96 112L95 115H97L98 118H100V115H98V114H99ZM102 111H103V115H102ZM114 111H115V110H114ZM128 111H129V110H128ZM128 111H127V112H128ZM133 111H134V110H133ZM146 111H147V110H146ZM169 111H172V108H171V110H170V108H169ZM188 111H189V110H188ZM259 111H264V110L259 109ZM259 111H258L257 113H259ZM26 112H27V111H26ZM34 112H35V111H34ZM67 112H68V111H67ZM70 112H71V111H70ZM70 112H69V113H70ZM79 112H80V110H79ZM87 112H85L84 115H86ZM121 112H122V111H121ZM140 112H141V111H140ZM174 112H175V110H174ZM189 112H191V111H189ZM192 112H194V111L192 110ZM207 112H208V111H207ZM212 112H211V116L214 117V119L217 118V120L213 121L214 119H213L211 116H209V115H210L209 113H207V114H209L207 117L210 118L208 122L211 121V122L209 123V125L206 124L207 126L205 125V123L207 122V120H204V119L201 120V119H200L202 122H205L203 125H202V122H201V121H200V122L198 121L199 119L197 120V118H199V116H202V115H203V114H201V113H203V112H201V113L199 112V113H198L199 116L196 114L197 117H196V115H195L194 113H193L194 116L192 117V113H191V116H190L191 119H190V118H187V117H189V116H187L186 118L188 119V121H190V123H191V122L194 123V121H191V120H192V118L194 119V118L196 117L195 120H197V122L201 125V127H202V126H203V127H205V126H206V127H209L213 122H216V123H217V121H221V119H219L218 117H216V115L213 116L214 114H213ZM226 112H227V111H226ZM249 112H250V111H249ZM52 113H53V112H52ZM58 113H59V114H58ZM113 113H114V112H113ZM113 113H112V114H113ZM131 113H132V112H131ZM137 113H138V112H137ZM143 113H145V111H144ZM175 113H177V112H175ZM175 113H174V115H175ZM181 113H182V112H181ZM195 113H196V112H195ZM251 113H253V112L251 111ZM257 113L254 114V115H257V116L255 117L257 120L254 119V116H253V120H254V121H257V122H255V123H258V122L260 123V122L262 121L261 123L263 124V120H261V119H264V117L262 116L263 118L260 119V117H258V116H261V115H259V114H257ZM261 113H262V112H261ZM47 114H48V113H47ZM104 114L106 115L105 117H104ZM117 114H118V113H117ZM121 114H122V113H121ZM123 114H124V113H123ZM123 114H122V115H123ZM125 114H129V113H126V112H125ZM132 114H134V113H132ZM146 114H147V113H146ZM177 114H178V113H177ZM186 114H187V112H186ZM189 114H190V113H189ZM189 114H187V115H189ZM205 114H206V113H205ZM205 114H204V115H205ZM212 114H213V115H212ZM52 115H55V114H52ZM52 115H51V116H52ZM81 115H82V114H81ZM91 115H92V116H91ZM122 115H121V116H122ZM135 115H136V113H135ZM178 115H179V114H178ZM182 115H183V114H182ZM204 115H203V116H204ZM38 116H39V115H38ZM42 116H43V115H42ZM107 116H108V117H107ZM114 116H115V114H114ZM114 116H113V117H114ZM119 116H120V114H119ZM138 116H139V115H138ZM176 116H177V115H176ZM1 117H2V116H0V118H1ZM39 117H40V116H39ZM47 117L50 118L48 115H47ZM59 117H60V116H59ZM84 117H82V118H84ZM125 117H126V116H125ZM144 117H145V116H144ZM144 117H143V118H144ZM169 117H170V116H169ZM40 118H41V117H40ZM48 118H45V121H47L46 119H48ZM55 118H52V119L54 120ZM90 118H91V119H90ZM116 118H120V117H116ZM136 118H137V117H135L134 119H136ZM143 118H141V119H143ZM175 118H176V117H175ZM202 118H203V117H202ZM211 118H212V119H211ZM224 118H225V117H223L222 120H223ZM4 119H5V118L3 117V122L6 121V120H4ZM78 119H79V118H78ZM113 119H115V118H113ZM113 119H112V120H113ZM125 119H127V118H125ZM139 119H140V118H139ZM145 119H147V118H145ZM189 119H190V120H189ZM218 119H219V120H218ZM74 120H75V119H74ZM74 120H73V122H74ZM76 120H77V119H76ZM100 120L102 121V119H100ZM118 120H119V122H120L121 118H120V119H117V121H118ZM136 120H138V119H136ZM259 120H260V121H259ZM1 121H2V118H1ZM1 121H0V123H2ZM121 121H123V119H122ZM134 121H135V120H132V123H134ZM140 121H141V120H140ZM172 121H173V120H172ZM175 121H176V120H175ZM182 121H183V120H182ZM109 122H111V120H110ZM109 122H108V121L105 122L104 125L107 123V124H109V126H112V127H111V130H112L113 132H115V133L118 134V131H121V130H122V129L119 130V128H120V127H119V128H118V131H117L116 128H115V129L113 128L114 125H113L112 123H109ZM114 122H115V120H114ZM124 122L126 123L125 120H124ZM128 122H129V121H128ZM144 122H145V121H144ZM144 122H142V124H144ZM147 122H148V121H147ZM176 122H177V121H176ZM185 122H186V120H185ZM249 122H250V121H249ZM68 123H69V122H68ZM94 123H89V125L91 126L90 129H93V130L96 129L97 132L101 131L103 137H102V135L97 134V132L95 133V131H93L94 133L92 132L93 134H90V132H88V133L86 132V133L83 134V135H85V136L87 137V136H89V135H92V136H93V135L96 134L95 137L100 136L101 138L99 137V139H102V140H106V138L108 137V138H107V141H108V142H107V141L105 142V141L100 140V142H103V146H104V148H105V145H109V144H111V143H112V144H111V146H112V145L114 144V142H115L116 139H118V140L120 139V137L117 136V134H116V136H117L118 138H115L116 136L113 135V132L107 130V129H109L108 127L106 128V132H105V131H104V132L107 133V131H109L110 133H109V132H108V133H109V134H112L113 137L111 136V137H112V138H111V137L109 136L108 133H107L108 135L106 136L105 133L103 132V130H104L103 127H105V126H103V125H102L103 127L101 126V124H103V122H102V123H99V124H100V127H99V124H98V127H97V125H96V127L93 126ZM120 123H121V122H120ZM137 123L139 124L140 122H136V124H137ZM177 123H178V122H177ZM193 123H192L191 125H193ZM216 123H214V125H216ZM230 123H231V122H230ZM233 123H234V122H233ZM255 123H253V124H255ZM259 123H258V125H259ZM2 124H3V123H2ZM2 124H1V126H3ZM7 124L9 125L8 122H7ZM7 124H5V126H8ZM74 124H75V122H74ZM110 124H111V125H110ZM115 124H116V123H115ZM127 124H128V123H127ZM136 124H135V125H136ZM140 124H141V123H140ZM181 124H182V123H181ZM183 124L186 125V123H183ZM183 124H182V125H183ZM196 124H197V123H196ZM199 124H197V125H195V126L197 127ZM218 124H219V122H218L217 125H216L217 127L214 126V127H216V130H217L218 127L220 128V131H221V129L223 130L225 126L222 128V126H223V125L221 126L222 123H220L219 126H218ZM64 125H65V124H64ZM117 125H118V124H117ZM121 125H122V124H121ZM124 125H125V124H124ZM151 125H152V124H151ZM182 125H181V127H182ZM188 125H189V123H188ZM230 125H231V124H230ZM237 125H238V124H236V126H235L234 129H236ZM255 125H257V124H255ZM258 125H257V127H258ZM65 126H66V125H65ZM82 126L86 127V129L89 128V126L87 127L86 125H82ZM82 126H78V127H81V129H83ZM118 126H119V125H118ZM118 126H117V127H118ZM140 126H142V125H140ZM143 126H144V125H143ZM193 126H194V125H193ZM212 126H213V124H212ZM220 126H221V127H220ZM228 126H229V125H228ZM233 126H234V125L232 124L231 126H229V128H227V129H229V130L231 129V130L229 131V133H230L231 131L233 132V130H234V129L232 130ZM252 126H253V125H252ZM263 126H264V125H263ZM70 127H71V126H70ZM70 127H69V128H70ZM75 127H76V126H75ZM78 127H76L75 131H74V130H73V131H74V132H77L78 129H79ZM101 127H102L103 129H101ZM124 127H125V126H124ZM134 127H135V126H134ZM137 127H139V126H137ZM137 127H135V130H134V131H136ZM151 127H153V126H151ZM151 127H150V128H151ZM199 127H200V126H199ZM201 127L198 128V129H201ZM206 127L203 128V129H205V132L207 131V129H209V128L206 129ZM210 127H211V126H210ZM230 127H232V128H230ZM260 127H261L260 130H261V129H262V126H260ZM5 128H7V127H3L2 130H3V131L5 130V132L8 131V129H5ZM9 128H10V126H9ZM112 128H113V129H112ZM121 128H122V127H121ZM146 128H147V127H146ZM182 128H183V127H182ZM188 128H190V127H188ZM219 128H218V129H219ZM225 128H226V127H225ZM252 128H253V127H252ZM263 128H264V127H263ZM12 129H13V128H12ZM12 129H11V130H12ZM98 129H99V130H98ZM100 129H101V130H100ZM126 129H128V127H126ZM126 129H124V132H123L124 134H127V133H128V132L125 133V130H126ZM130 129H131V128H130ZM139 129H140V127H139ZM142 129H143V127H142ZM213 129L215 130V128H213ZM213 129H212V130H213ZM240 129H241V128H238V130H237V129L234 130V134H236L235 132L238 133V132H240V131H241V132L243 131V129H241V130H240ZM2 130H1V128H0V131H1V132H2ZM9 130H10V129H9ZM60 130H62V129H60ZM114 130H116L117 132L114 131ZM145 130H146V129H145ZM148 130H149V129H148ZM188 130H189V129H188ZM190 130H192V129H190ZM210 130H211V129H210ZM245 130H246V129H245ZM252 130H253V129H252ZM258 130H259V129H258ZM263 130H264V129L261 130V135H263V133H262V132H264ZM79 131H80V129H79ZM88 131H89V130H88ZM122 131H123V130H122ZM126 131H127V130H126ZM132 131H133V129H132ZM134 131H133V133H135ZM194 131H195V130H194ZM196 131H197V130H196ZM198 131L200 132V130H198ZM227 131H228V130H227ZM1 132H0V133H1ZM62 132H63V131H62ZM80 132H81V131H80ZM101 132H99V133H101ZM111 132H112V133H111ZM129 132H131V131H129ZM143 132H144V131L142 130V133H143ZM151 132H152V131H151ZM199 132H197V133L199 134ZM2 133H3V132H2ZM2 133H1V134H2ZM6 133H7V132H6ZM13 133H14V132H13ZM69 133H70V132H69ZM123 133H121V135H123ZM137 133H138V132H137ZM145 133H146V132H145ZM145 133H144V134H145ZM156 133H157V132H156ZM156 133H155V136H156ZM201 133H202V132H201ZM203 133H204V132H203ZM208 133H209V132H208ZM210 133H211V132H210ZM221 133H222V131H221ZM254 133H258V134H259L260 132H256V131H254ZM9 134H10V131H9ZM9 134H8V136H9ZM66 134H67V133H66ZM144 134H143L142 136H145ZM146 134H147V133H146ZM191 134H194V133H191ZM198 134H197V135H198ZM218 134H219V130H218ZM230 134H231V133H230ZM230 134H229V135H230ZM258 134H257V135H258ZM3 135L5 136L6 134L3 133L2 136H3ZM104 135H105L106 137H104ZM119 135H120V134H119ZM128 135H129V133H128ZM131 135H132V132H131ZM131 135H129V136L131 137ZM157 135H158V133H157ZM212 135L215 136L216 134L213 133ZM212 135H211V136H212ZM220 135H221V134H219V136H220ZM224 135H225V134H224ZM224 135H223V136H224ZM232 135H233V134H232ZM261 135H258V137L261 136ZM4 136H3L2 138H6V137H7V135H6V137H4ZM73 136H74V135H73ZM80 136H81V135H80ZM114 136H115V137H114ZM124 136H125V135H124ZM126 136H127V135H126ZM129 136H127V138L130 139ZM133 136H135V135L133 134ZM139 136H140V135H139ZM139 136H138V137H135V138H138V139H139ZM152 136H153V137H152V141H151V142H153V144H155L154 141H153V139L155 138V137H154V134H152ZM198 136L201 137L202 135H198ZM198 136H197V139H198ZM211 136H210V135L208 136V137H210V139L208 140V143H209V141H213V140H214V138L211 137ZM219 136H218V137H219ZM225 136H226V135H225ZM227 136H228V135H227ZM263 136H264V135H263ZM263 136H262L261 138L259 137V139H263ZM0 137H1V136H0ZM76 137H77V136H76ZM215 137H217V136H215ZM218 137H217V138H218ZM245 137H246V136H245ZM7 138H8V137H7ZM11 138H13V140L18 139L17 137L15 138L14 135H13L12 137H10V139H11ZM34 138H35V137H34ZM68 138H69V137H68ZM109 138L111 139V141H112L113 138H115V140H113V142H111V141L109 142V140H108ZM127 138L124 137V140H126ZM140 138H144V137H140ZM194 138H195V137H194ZM204 138H205V137H204ZM0 139H1V138H0ZM10 139H8V141H12V140H10ZM71 139H72V138H71ZM95 139H98V137L95 138ZM122 139H123V136H122V138L120 139V143H123V142H122V141H123ZM129 139H128V141H129ZM149 139H150V138H149ZM149 139H148V140H149ZM156 139H157V138H156ZM201 139H202V137H201ZM207 139H208V138H207ZM207 139L205 138L204 141H206ZM219 139H220V137H219ZM219 139H218V140H219ZM222 139H223V138H222ZM222 139H221L220 141H223ZM224 139L227 140V139H230V137H228V138L226 137V138H224ZM118 140H116V144H114V145H115L116 147H117V145L120 146L121 149L119 148L120 151H119L118 153H119V154L124 153L123 155H120V156H122V157L124 158V156L126 155V156H125L126 158H124V161H120V160H119L120 162H119V161H116V162H117V163L119 162L118 165H119V164H121L122 166L124 165L125 168H126V172L128 173V170H129V169H132L130 166H128L129 163L131 164L130 161H131L132 159L129 160L130 155L125 154V152H121V150H122V149L124 150V148H122L123 144H125V145L127 144V145L129 146V148H130L131 145H129V143H127V142H126V143L124 142V143L121 145V144L119 143ZM134 140H135V139H134ZM141 140H143V139H141ZM141 140H140V141H141ZM226 140H224V141H226ZM8 141H7V142L5 141L4 144L7 143L6 146L9 148L8 144H9V145H12V144L8 143ZM64 141H65V140H64ZM70 141H71V140H70ZM82 141H83V140H82ZM92 141H93V140H92ZM126 141H127V140H126ZM135 141H136V140H135ZM149 141H150V140H149ZM204 141H202V142H204ZM48 142H49V141H48ZM84 142H85V141H84ZM104 142H105V143H104ZM117 142H118L119 144H117ZM202 142H201V140H200L199 144L202 143ZM213 142H214V141H213ZM263 142H264V140H263ZM11 143H12V142H11ZM14 143H15V145H13L12 148H13L14 146H17V145H16V144H17V141H15ZM62 143H63V142H62ZM94 143H95V142H94ZM106 143H109V144H106ZM145 143H146V142H145ZM162 143H163V142H162ZM162 143H161V144H162ZM195 143H196V142H195ZM208 143H206L208 146L205 144V145H206L205 147H210V145H209L210 143H209V144H208ZM216 143H219V142H215V143H213V144H211V145H213V146H214V145H215V146H216V145H219V147H220V143H219V144H216ZM247 143H248V142H247ZM247 143H246V144H247ZM0 144H1V143H0ZM2 144H3V142H2ZM66 144H67V143H66ZM77 144H78V143H77ZM91 144H93V143H91ZM104 144H105V145H104ZM139 144H140V143H139ZM156 144H157V146L160 145L159 142H157ZM158 144H159V145H158ZM134 145H135V143H134ZM145 145H146V144H145ZM147 145H148V147H147L148 150L150 149V150L153 151V148H156V151H155V152L157 153V151H158V150H157V149H158L157 146H155V145L152 146V144H150V145L147 144ZM163 145H165V142L163 143ZM163 145H162V147H163ZM202 145H203V143H202ZM223 145H224V144H223ZM233 145H236V144H233ZM248 145H249V144H248ZM42 146H43V145H42ZM62 146H63V145H62ZM67 146H68V145H67ZM109 146H110V145H109ZM119 146H118V147H119ZM154 146H155V147H154ZM213 146H212V148H213ZM10 147H11V146H10ZM43 147H45V146H43ZM133 147H134V146H133ZM135 147H136V146H135ZM150 147H151V148H150ZM160 147H161V145L159 146V150H161ZM221 147H222V146H221ZM234 147H235V146H234ZM237 147H238V145H237ZM248 147H249V146H248ZM64 148H65V147H64ZM72 148H73V147H72ZM111 148H112V147H111ZM111 148L108 149V150H106V149H107V147H106L105 150L108 151V152L110 153V155H112L111 157H113V156H115V155L118 154V153H117V151L114 152L115 149L112 150L113 148H112V149H111ZM125 148H126V147H125ZM129 148H128V149L126 148V149L129 151ZM222 148H223V147H222ZM222 148H220V150H222ZM6 149H7V148H5V150H6ZM14 149H15V148H13V151H14ZM119 149L116 148V150H119ZM138 149H139V148H138ZM143 149H144V148H143ZM207 149H208V148H207ZM214 149H215V147H214ZM8 150H9V149H8ZM8 150H7V151H8ZM10 150H12V149H10ZM10 150H9V151H10ZM111 150H112V154H111V152H110ZM132 150H133V149H132ZM136 150H137V149H136ZM235 150H236V149H235ZM243 150H244V148H243ZM251 150H252V149H251ZM251 150L248 149V148L245 149V151H250V152H252ZM9 151H8V154H9ZM128 151H127V152H128ZM164 151H165V150H164ZM229 151H230V150H229ZM240 151H241V152L239 153V154H240V158L242 159V158L246 157V156L244 155V152H242V150H240ZM21 152H22V151H21ZM25 152H26V151H25ZM25 152H24V153H25ZM49 152H50V151H49ZM120 152H121V153H120ZM139 152H140V151H139ZM155 152L153 151L151 155L153 156V155L155 154ZM158 152H159V151H158ZM165 152H166V151H165ZM208 152H210V150H209ZM208 152L206 153L207 155H208ZM230 152H231V151H230ZM3 153H4V152H3ZM24 153L22 152V154H24ZM109 153H108V154H109ZM113 153H115V154H113ZM128 153L130 154V151H129ZM147 153H148V152H146V153H144V154L148 156ZM153 153H154V154H153ZM159 153H160V152H159ZM180 153H181V152H180ZM224 153H225V155H226V153H228V150H225V151H224V149H223V155H224ZM22 154H21V155H22ZM25 154H26V153H25ZM29 154H30V153H29ZM50 154H51V153H50ZM119 154H118V156H119ZM140 154H141V153H140ZM169 154H170V153H169ZM239 154H238V155H239ZM241 154H243L244 156L241 155ZM246 154H248V152H247ZM46 155H49V154H46ZM151 155H150V157L145 156V158H147V163H148V160L150 161V160L152 159V158H151V157H152ZM157 155H158V153H157ZM157 155H156V156H157ZM176 155H178V154H176ZM203 155H204V156H202V157H206L205 154H203ZM211 155H212V154H211ZM211 155H210V156H211ZM221 155H222V154H221ZM223 155H222V156H223ZM232 155H233V157H230V155H228V154L225 156V157H228V156H229V158H231V162H230V163H232V164L235 166V167L232 168V169L236 170V169L238 168V166H241V165H242V163H245V164H246V162L242 161V163H241V162L237 159V158H239L237 154H236V157H235L234 154H232ZM232 155H231V156H232ZM251 155H254V153H252ZM251 155H250V156H251ZM4 156H5V155H4ZM10 156H11V155H9L8 157H10ZM140 156H141V155H140ZM154 156H155V155H154ZM162 156H163V155H162ZM178 156H179V155H178ZM241 156H242V157H241ZM28 157H30V156H28ZM48 157H49V156H48ZM48 157H47V160H48ZM116 157H117V156H116ZM116 157H115V158L113 157L114 159H113V158H112V159H113L114 161H115V160H118V159H121V157H119L118 159H116ZM127 157H128V159H127ZM13 158H14V157L12 156V157H10L9 160H11V159H13ZM52 158H53V157L49 158V160H51ZM143 158H144V157H143ZM149 158H150V159H149ZM153 158H155V157H153ZM156 158H157V157H156ZM156 158H155V160H156ZM158 158H159V156H158ZM158 158H157V160H158ZM160 158H161V156H160ZM160 158H159V159H160ZM164 158H165V157H164ZM168 158H169V157H168ZM177 158H178V157H177ZM198 158H199V157H198ZM216 158L218 159V157H216ZM220 158H221V157H220ZM220 158H219V159H220ZM246 158H247V157H246ZM249 158L251 159V157H249ZM252 158H253V157H252ZM126 159H127V160H126ZM162 159H163V157H162ZM172 159H173V158H172ZM180 159H181V158H180ZM180 159H178V160H180ZM203 159H204V158H203ZM226 159H228V158H226ZM6 160H8V158L5 157V161H6ZM27 160H28V159H27ZM29 160H30V159H29ZM29 160H28V161H29ZM121 160H122V159H121ZM125 160H126V162H125ZM128 160H129V161H128ZM139 160H140V159H139ZM141 160H142V159H141ZM155 160H153V162H154ZM210 160H211V161H210ZM36 161H37V160H36ZM127 161H128L129 163H128ZM145 161H146V160H145ZM145 161H144V162H145ZM151 161H152V160H151ZM151 161H150V162H151ZM168 161H169V160H168ZM168 161H167L166 163H168ZM181 161H182V160H181ZM197 161H198V160H197ZM201 161H203V160L201 159ZM206 161H207V160H206ZM212 161H213V160L209 158V164L211 163V165H212ZM255 161H258V159L256 160V157H255ZM255 161H254V162H255ZM11 162H13V161H11ZM116 162L111 163V165L113 166L114 163H116ZM122 162H123L124 164H122ZM132 162H134V161H132ZM141 162H142V161H141ZM144 162H143V163H144ZM157 162H158V161H157ZM157 162H155L154 164L152 163L151 168H149L150 171H151L152 167L157 166V170H155V171H156V172L158 171V173H160V170H158V166H159V165H155V164H157ZM248 162H249V161H248ZM258 162H259V161H258ZM32 163H33V162H32ZM117 163L115 164L116 166H113V167H111V168L109 169V170H111V173H112V171H113V174L116 173V174H115V177L117 178V179H116V178L114 177V179H115L116 182H117L116 184H114L115 187H114V185H113V187L115 188V192H117V196L113 195V196L115 197L114 199H115V200H116V199H120V198H118V195H120V193H119L118 191H119V189H120V186L122 185V182L125 183L126 181H127V182L130 181V182L132 183V185H131L130 182H129V184H130L132 187H131V186H130V187H129V186H122L121 191L123 192V191L125 190V193H126V192L129 193L131 190H133V192H132V193L130 192L129 194H131V195H137V193L135 192V191H137V192H138V195H140V197H139V196H136V198H135V200H134V199H132L133 196H131V195H129V194H128L129 196H126L125 193H124V195H125L126 198H124V199H120V200H122V201L124 200L123 202H126V203H124V204L122 205V207H123L124 205H127V206H125V207L127 208V207H128V204H129L128 200H131V202H132L133 204L136 203V204L138 205V206H137L136 204L134 205V207L137 206V207L139 208V209L137 208L138 211L140 210V206L143 205V204H146V205H147L146 207H149L148 209H150V210H148L147 208H145V209H147L149 212H150V211H153V212H154L155 209H156L157 212H158V209L160 208V209H159V212H160V211H161V213L166 212L165 214H164V213L162 214V216H163L164 219H161V215L158 216V217H155V216H157L156 210H155L154 213H153V212H150V213H152L151 215L147 214V211H146V210H142V209L145 207V205H143V208H141V210H142V211L140 210L141 212H140V211H139V212L137 211L138 213L136 212V214H138V215H136V216H140V215H142V214L145 212L148 216H150V217L153 218V219H154V217H155V219H156V218L159 219V217H160L161 223H163V220H164V223H166V224H167V227H169L170 229L173 228V227L175 228L174 225H176V223H177V222L179 223V221H180V219L178 220V219L176 218V216L179 215V218L181 217V218L184 219L186 216L188 217V213L191 211L192 214L194 213V214H193L194 216L190 215L189 217H190V219H193V222H195V224H196V223L199 224V225L196 224V226H199V227H200V228L196 227L197 229H199L198 231H200V232L202 231V234H203V235H206V234H208L209 232H210L209 234H211V236H209V237L211 238V241H209V239H208V241H207L208 244H206L207 242H205V240H207V238H208V237L206 236V237H207L206 239L203 238V239H200V240H199V241H201V242H199V245L201 244V245H200L201 247L198 245V246H196L197 248H198V247H199V248H202L203 244L205 243L206 245L204 244L203 248L207 246L206 248H210V249H213V250H214V249H215V248H214V245H215V244L213 245V244L211 243V242L214 241V239L212 240V238H215V239H216V237H218L217 240H215L216 243H217V242H219V241H224L225 238L227 239L228 237H230L229 240H231V239L235 240L237 237H239V238H241V239L239 240V238H237V241L235 240L236 242L234 241V243H233L235 246L232 244V246L235 247V248L233 249V251H235V252L237 253L238 250L236 249V247L241 249V247H242L244 244H245V247L247 246V247H246L247 249H246V250H242V251H240V253L245 251L244 253H242L243 255H242V254H239V252H238L237 254H238L239 256H237V259H236V255H237V254L235 253V254H236V255H235V254L230 250V248H229V250H230V251L233 253V255L235 256V257H233V256L231 255L233 258H235L234 261L237 260V262H236V263L234 262V263H235V264H264V236H263L262 240L259 239V242H258V243H257V242H253V241H255V240H254L252 237L249 238V237H250V233H252V232H258V230L260 231V230H261V227H263V225H264V224H263V223H264V201H263L264 199H263V198L260 199V197L262 196V195H261V187H262V190H263L262 192H264V189H263L264 186H261V187H260V185H258V187H260V188H259L260 190H258V191H260V194H259L258 191H255V193H254L255 195H253V196L251 195V193H250L251 196H249V194H247V193H249V189H250V186L248 185V181H249V183H252V182H254V181L258 178V177H255V176H256V175H255V171L258 170V169H256V168H259V166H261V164H260V165H259V164H258V165L256 164L257 167H256L255 165H250V168L252 167V170H255V169H256V170L253 171L252 173H251L252 170H251L250 168H249V169H250L251 171L247 170V171L250 172V174H251L250 178H253L252 180H246V176H248L247 178H249V174H248L249 172H248V173H245V172H247V171H245V170L249 167V164H248V163H247V164H248L247 168L244 167L245 170H244L243 168H241V169H243V170L240 171V172H239V171H238V172L236 171V173H235V171H233V170L230 171V175H229V176H231V174H232L231 172L233 171V172H234V176H232V177H234L235 179H236V178L238 179L237 176H239V178L242 176V178H243V175L247 174V175L244 176V177H245V182H246L247 184L244 183V181H243V183H241V182L239 181L241 184H240V183H237V184H236V181H235V182H229V183H230V184H229L230 186H234V185H232V183H233V184L235 183V186H234L235 191H233L234 188H231V189H233V190H231L230 188H228V187H230L229 185H226V186H225V187H227L226 190L228 189L227 192H229V193H228L229 196H230V195H234V194H231L230 191H231V192L233 191V193L237 192V193H235V194H237V195H236V196L234 195V196H235L234 199H236L237 196H239V197H238V198H239V199H238V200H239V201H238V204H239V203H240V204H239L238 207L234 206L231 202H230V203L228 202L229 204H228V203L221 202L222 199H223V197H217V198H216L217 195L220 196V194H218V193H219V192H218V189L215 188V185H217L218 183H217V184H214L215 182L212 181L211 179H210V182H209L208 184H211V185L213 184V185H212L213 187H210L211 185H210L209 187H210V189L212 188V190L215 189L214 191H212V190L210 191V189L208 190V189L206 188V186H205L206 190H205V188H203V183H204L203 180H204L205 178H203V180H202V179H198V180H200V181L197 180V181H198V184H201V183H202V185H201L202 187H200V190L198 189L199 191H197V188H199L198 186H200V185H198V184H196V183L190 184L191 186L193 185L192 187H190V189H191V191H192L193 193H191V191H190L189 189H186V188H185V187H188V186H189V185H188V182H187V181L185 182L187 185H185V183H184L185 187H184L183 190H185L186 192L189 191V192L191 193V194L189 193L191 197H188V198H190V199H192V197H193L192 195H194L193 200H194V198H195V200H196V199H197V198H196V197H197L196 195L198 194V192L201 191V192L199 193V196H202L203 194H202V195H200V194H201L204 190L206 191V193H205L206 196L203 195V196L205 197V200H206V198L208 197L207 195H208L209 193H211V192L215 193V194H214L215 196L213 195V193H211V196L213 195V196H212V199H213V197H215L216 200H217L218 198H220V200L218 199L217 203H216L215 201H209V200L211 199V196H210V194H209L210 198H207V200H208V204L206 203L207 207H203V206H202V208H199V206H201V205H204V206H205V202H207V201H204V200L201 198V199H202L201 202H197V203H199V204H201V205L198 206V204H197V206H196V207H198L199 209H197L196 207H194V203H195L196 201H195V202L191 201V203L193 202V203L191 204V206L193 205L192 207H194V210L192 209V207L189 206L190 209H191V210H190V209L188 208V205H190V202H189V199H186V197H185V199L188 200V203L185 202L186 205H183L182 201L179 200V198H180V194H179V192L177 193V191H175V188L173 187V188H174V192H175V194H178V195H179V196L177 197V201L179 200V202H177V201H176V202H177V203H181V204H179V205H178V204H175V203H176V202L174 201L175 198H173V195H174V194L171 195V199L173 198V199H172L173 201L171 200L172 202L170 201V204L172 205V207H174L173 204L178 205L179 209H180V207H181L180 205H182V206H183V207H182V210H185V212H186V210H187V208H188L190 211H189V212H186V215H185V217H184V216H182V214L180 213L181 211H180L179 214L177 215V213H178V211H179L178 208H177V209H178L177 213H175L176 215H175L174 213H172V212H171L170 215H169V212H170V211H169V212L167 211V210H168L167 207L169 206V208H172V207L169 205V203L166 202V197L169 198V196H166V195H165V197H161V195H160L159 197L161 198V200L164 199V202H162V204H161V202H159V197L157 196V195L160 194V192H159V193L156 192V191H159V190L153 191V188H152V187L156 188L155 186H158V185H155V186L153 185L152 187H150V188H152V191H150L149 189H148V190L150 191V193L152 192V194H153L154 192H156V193H154V196H157V197H158L157 199H158V202H159L160 204H159L158 202H156V203L158 204V205H157V204L154 202V203H152V205L154 206V207H153V206L151 205V202H150V201H151V200H154V199H151V200L148 201L149 196H148V197L145 196L146 198H148L147 201H146V199H144V197H143V200H144V201H142L141 193H142V196H143V195H144L143 192L146 193V191H148V190L146 189V187L149 188V186L152 185V183H151V184L149 183V184H150V185H149V184H148V180H147V178H145L148 186H146V185H145L146 187L142 186L144 189H146V191H145V190H144V191H140L142 187H141L140 185H138V184H140L139 182H138V183H134V184L140 186V188H139L140 190L138 189V186H136V185L133 186V182H135V181H137L138 179H140V177L138 178V177H137L138 175H133V174H129V175L131 176V178H130L129 175L126 177V175H125V170H124V172H123L124 166H123V168H122V166L119 165V166H121V168H122V169H121L120 167L117 166ZM125 163H126V164H125ZM127 163H128V164H127ZM159 163H161V162H159ZM166 163H164V164L166 165ZM177 163H179V162H177ZM215 163H216V161H215ZM249 163H250V162H249ZM259 163H260V162H259ZM15 164H16V163H15ZM52 164L54 165L53 167L56 166V167H58V169H59L60 166H59V164H58V161H57V164H56L54 161H53ZM55 164H56V165H55ZM130 164H129V165H130ZM145 164H146V163H144L143 165H145ZM162 164H163V163H162ZM206 164H207V163H206ZM221 164H222V163H221ZM33 165H34V164H33ZM57 165H58V166H57ZM126 165H127V166H126ZM132 165H136V164H135V163H132L131 166H132ZM168 165H170V164H168ZM171 165H172V164H171ZM175 165H176V164H175ZM175 165H174V167H175ZM177 165H179V164H177ZM177 165H176V166H177ZM187 165H188V164H187ZM187 165H186L187 169L190 170V169L188 168ZM214 165H215V164H214ZM214 165H212V166H214ZM13 166H14V165H13ZM147 166H148V165H147ZM166 166H167V165H166ZM212 166H211V167H212ZM219 166H220V165H219ZM219 166H217V167H219ZM20 167H21V166H20ZM20 167L18 168V165H17V167H16L15 170H16L17 172L20 171V169H21L22 171H24V168H25V173H27V171H26V167H24V168H20ZM40 167H41V166H40ZM56 167H55V168H56ZM115 167H116V168L118 167V169L115 170V169H116ZM127 167H128V168H127ZM133 167H134V166H133ZM145 167H146V166H145ZM164 167H165V166H164ZM168 167H170V166H168ZM168 167H166V168H167L168 171H169V168H168ZM225 167H226V166H224V168H225ZM228 167H229V166H228ZM253 167H255V168H253ZM17 168H18V169H17ZM38 168H39V167H38ZM113 168H114V169H113ZM147 168H148V167H147ZM166 168H165V169H166ZM207 168H208V166H207ZM219 168H220V170H221V168H223V167H219ZM219 168H216V169H219ZM13 169H14V168L12 167V170H13ZM27 169H28V168H27ZM34 169H36V168H34ZM120 169H121V170H120ZM127 169H128V170H127ZM135 169H138V168L135 167ZM153 169H156V168H153ZM153 169H152V170H153ZM172 169H173V166H172V168H171L170 170H172ZM185 169H186V168H185ZM187 169H186V171H187ZM209 169H210V168H209ZM216 169H215V170H216ZM228 169H230V167H229ZM1 170H5V169H1ZM15 170H14V172H11V173L15 174L16 177H17V173L15 172ZM29 170H30V168H29ZM114 170H115V171H114ZM173 170H174V169H173ZM173 170H172V173H171V174H173V173L175 172V170H174V172H173ZM200 170H201V169H200ZM202 170H203V169H202ZM213 170H214V169H213ZM226 170H227V169H226ZM22 171H21L20 173H23V174H20V173H19V176L21 175V177H22L23 175H25V173L22 172ZM34 171H35V170H34ZM37 171H38V170H37ZM53 171H54V170H53ZM55 171H57V170H55ZM58 171H60V170H58ZM117 171H119L120 174H119V172L117 173ZM121 171H122L124 174H123ZM150 171H149V173H150ZM163 171H165V170L163 169ZM166 171H167V170H166ZM168 171H167V174H165V175L162 174V175H164V178H163L162 180H165L164 182L168 181V183H169L168 185L165 184L167 187H166L165 185H163L164 182L161 181V182H162V185L166 187V188H165L166 190H165L164 188H162V187H161L162 185H160V182H158L159 177L156 178L157 182H155L156 180H155V178H154V180H155L154 182L157 183V184H159L160 188L164 189V190H162V191L160 190V191L162 192V195H163L164 193H167V188H171V186H169V185H171V183H172V186H174V184H175L174 182L179 181V180H178L179 178H178L177 180H175L176 177H173V178H174V181H172L173 178H172L171 180H170V179H169V180H168V179L166 180V179H165V177H167L166 175H168V177L171 178V174H169L170 172L168 173ZM209 171H210V170H209ZM243 171H244V172H243ZM32 172H33V171H30V173H28V174H26V175H29V176L31 175V179H32L33 177H34V178L36 177V178H35L36 180L33 178V180H34L35 182H36L37 180H38V181H39V180H40V181H43V183H41V182L39 181V182L41 183V184H40V185H41L40 187H42V185H45V184H44V181H47V180H42V179H43V178L46 179V178H47V177H46L47 175L44 176V175H45L44 173H43L44 175H42V174L40 173V176L38 175V176H39V179H38V178H37V175H35V174H37L38 172H37V173L34 172V173H35V174L33 173L34 176H32ZM108 172L110 173V171H108ZM190 172H191V171H190ZM190 172L188 171L187 173H183V174H186V175L188 176V173L190 174ZM192 172L195 173L196 170L192 169ZM192 172H191V174H192L193 176L190 177L191 175H189V176L187 177V178L190 177L189 179H192V181H193V178H194V177H198V178H199V177L202 176V175H200V176H196V175H197L196 173H195V176H194V173H192ZM198 172H199V171H198ZM223 172H225V173H223V175H221V177L224 178L223 180H225V177H227L226 180H228L229 177L227 176V173H226V172H228V170L225 171V170L223 169ZM257 172H258V171H257ZM257 172H256V173H257ZM109 173H108V175H110V177H111V176H112V177L114 176L113 174H109ZM121 173H122V174H121ZM207 173H208V172H207ZM213 173H214V172H213ZM215 173H216V172H215ZM215 173H214V174H215ZM241 173H244V174L241 175ZM57 174H60V173L57 172ZM57 174H56V172H55V175H56V176H57ZM176 174H177V173H176ZM181 174H182V172H181ZM200 174H201V173H200ZM218 174H219V172H217V175L215 174V177H216V176L218 177ZM225 174H226V175H225ZM236 174H237V175H236ZM252 174H253L254 177L252 176ZM5 175H6V173H5ZM15 175H14V176H15ZM41 175H42V176H41ZM121 175H123L122 177H123L124 179H121V178H122ZM160 175H161V173H160ZM207 175H208V174H207ZM232 175H233V174H232ZM263 175H264V172H263ZM12 176H13V175H12ZM14 176H13V177H14ZM50 176H52V174H50ZM50 176H49V177H50ZM56 176H54L52 179H51V177H50V178L48 177V179L51 180V181H53V180H54V181H55V180L57 181V182L55 181V186H53V188H55L56 185H57L59 182H62V181H65V180L68 179V178L65 179V177L63 178L64 175H62V174H61L60 177H59V175H58L59 178L56 177ZM173 176H175V173L173 174ZM177 176H178V175H177ZM205 176H206V175H205ZM208 176H210V175H208ZM212 176H213V175H212ZM61 177H62V178H61ZM125 177H126V179H129V178H130V179H132V180H126ZM128 177H129V178H128ZM132 177H133V178H132ZM134 177H136V178H134ZM150 177H151V176H150ZM221 177H220V178H221ZM232 177L229 178L230 181H231ZM19 178H20V177H19ZM19 178H18V179H19ZM22 178H25V177L23 176ZM55 178H56V179H55ZM60 178H61V179H60ZM119 178H120L121 180H123V181H121ZM137 178H138V179H137ZM182 178H183V177H182ZM222 178H221V180H222ZM242 178H241V179H242ZM255 178H256V179H255ZM107 179H109V176H108ZM111 179H112V178H111ZM111 179H110V181H111ZM135 179H136V180H135ZM184 179L186 180V178H183L182 181H184ZM243 179H244V178H243ZM254 179H255V180H254ZM263 179H264V177H263ZM263 179H262V180H263ZM15 180H17V178H16ZM21 180H22V179H21ZM112 180H113V179H112ZM117 180H118V181H117ZM133 180H135V181H133ZM140 180H141V179H140ZM160 180H161V177H160ZM160 180H159V181H160ZM205 180L207 181L208 179H205ZM219 180H220V179H219ZM233 180H234V179H232V181H233ZM253 180H254V181H253ZM262 180H260L258 183H260ZM19 181H20V180H19ZM31 181H32V180H31ZM38 181H37V184L39 183ZM51 181H48V182H51ZM54 181H53V182H54ZM138 181H139V180H138ZM206 181H205V182H206ZM251 181H252V182H251ZM48 182H46V183H48ZM105 182H106V181H105ZM111 182H112V181H111ZM119 182L121 183V185H120ZM213 182H214V183H213ZM219 182H220V181H219ZM237 182H238V181H237ZM27 183H28V182H27ZM62 183H63V182H62ZM118 183H119V184H118ZM173 183H174V184H173ZM178 183H179V182H178ZM178 183H177V185L181 184V183H179V184H178ZM20 184H21V182H20ZM34 184H35V183H34ZM48 184H50V183H48ZM52 184H54V183H52ZM117 184H118V185H117ZM143 184H144V183H143ZM238 184H239L240 186H239ZM243 184H244V185H243ZM0 185H1V184H0ZM30 185H31V183H30ZM97 185H98V184H97ZM108 185H109V184H108ZM116 185L119 187V189H118V188L116 189ZM119 185H120V186H119ZM175 185H176V184H175ZM204 185H205V184H204ZM206 185H207V184H206ZM236 185H237V186H236ZM246 185H248V186L245 188ZM261 185H263V183H261ZM38 186H39V184H38V185H35V188H34V189H36ZM110 186H111V185H110ZM159 186H158L157 188H159ZM195 186H196V189H195ZM241 186H244L245 189H243V187H241ZM26 187H27V186H26ZM32 187H33V186H32ZM40 187H38V188H40ZM49 187H50V186H49ZM108 187H109V186H107V188H108ZM111 187H112V186H111ZM113 187H112V189H113ZM123 187H125L126 189H124ZM134 187H135L136 189H135ZM177 187L180 189L179 186H177ZM177 187H176V188H177ZM217 187H218V186H217ZM225 187H224V188H225ZM236 187H237V190H236ZM238 187H239V188L241 187L242 189H241V188H240V189L243 190V191H240ZM1 188H2V187H1ZM38 188H37L34 192H38V191H39ZM43 188H44V187H43ZM50 188H51V187H50ZM50 188H49V190L52 191V188H51V189H50ZM56 188H57V187H56ZM107 188H106V189H107ZM128 188H130V190H129ZM143 188H142V189H143ZM160 188H159V189H160ZM192 188H194V191H196L197 194H196V192L193 191ZM251 188H252V189H250V192H253L254 190H256V189H254L255 187H254V188L251 187ZM3 189H5V188H3ZM28 189L30 190V189H33V188H31V187L29 186ZM34 189H33V190H34ZM108 189H110V187H109ZM171 189H172V188H171ZM179 189H178V190H179ZM201 189H202V190L204 189V190L202 191ZM216 189H217V190H216ZM253 189H254V190H253ZM37 190H38V191H37ZM127 190H129V191H127ZM172 190H173V189H172ZM176 190H177V189H176ZM238 190H239V191H238ZM245 190H247V192H246ZM251 190H253V191H251ZM21 191H22V190H21ZM47 191H48V189H47ZM106 191H107V190H106ZM112 191H114V190H112ZM112 191H111V192H112ZM121 191H120V192H121ZM179 191H180V190H179ZM244 191L246 192V194L241 195V193L243 194ZM31 192L34 193L33 191H31ZM45 192H46V191H45ZM122 192H121V194H122ZM139 192H140V193H139ZM170 192H171V191H170ZM170 192L167 193V195H168V194L170 195ZM172 192H173V191H172ZM172 192H171V193H172ZM186 192H185V193H186ZM238 192H240V193H238ZM118 193H119V194H118ZM134 193H136V194H134ZM183 193H184V192H183ZM194 193H195L196 195H195ZM216 193H217V194H216ZM257 193H258L259 196L261 195L260 197L258 196L260 200L257 199V198H258V197H257ZM22 194H23V193H22ZM34 194H35V193H34ZM34 194L32 195V197L34 196L35 199H34V198H30V199H33V202H30V201L27 202V200H26V201L24 200L25 196H28V193H27V194L25 193V196H24L23 198L20 197V196H22V195H20L19 197L16 196L18 199L15 200V201L18 202L19 200H21V201H19V203L21 202V203H20V207H19L18 205L15 206V202H14V201H13L14 203L12 202L13 205H14L13 208H11L10 206H7V207H8V208L10 207L11 209H14V210L16 211L17 209H21V204H24V205H22V206H23L22 209H23L24 211H23V210H22V211H23V215H25L24 213H28V212L31 210L30 208H31V205H32V204L30 205V203H35V202L38 203V202H40V201H35V200L38 199V197H39L41 194H40V193H39V194L37 193V194H38V195H37V198H36V196H35L36 194H35V195H34ZM43 194H44V193H43ZM100 194H101V193H100ZM238 194H239V195H238ZM252 194H253V193H252ZM124 195H123V196H124ZM147 195H148V194H147ZM221 195H222V194H221ZM44 196H46V195H43V197H44ZM203 196H202V197H203ZM254 196H256L257 198H255ZM12 197H13V196H12ZM103 197H104V196H103ZM116 197H117V198H116ZM130 197H131V198H130ZM252 197H253V198H252ZM3 198H6V197H3ZM9 198H11V197L9 196ZM64 198H65L64 200H67L66 197H64ZM108 198L110 199V197H108ZM121 198H123V197H121ZM137 198H138V199H137ZM183 198H184V197H183ZM224 198H225V197H224ZM27 199H28V198H27ZM101 199H102V197H101ZM114 199H113L112 201H114ZM198 199H199V197H198ZM198 199H197V200H198ZM215 199H214V200H215ZM226 199H227V198H226ZM229 199H230V197H229ZM262 199H263V200H262ZM4 200H5V199H4ZM9 200H10V199H9ZM9 200L6 201V202H4V203L9 202ZM120 200H119V201H120ZM223 200H224V199H223ZM236 200H237V199H236ZM41 201H42V200H41ZM54 201H55V200H54ZM67 201H68V200H67ZM102 201H103V200H102ZM112 201H111V202H112ZM116 201H117V200H116ZM122 201H121V202H122ZM134 201H135V202H134ZM136 201H137V202H136ZM198 201H199V200H198ZM202 201H203L204 203H203ZM224 201H226V200H224ZM229 201H230V200H229ZM231 201H234V200L232 199ZM2 202H3V201H2ZM23 202H27V205H28V206H25L26 203H23ZM99 202H100V201H99ZM117 202H118V201H117ZM127 202H128V203H127ZM212 202H215V203H212ZM235 202H236V201H235ZM235 202H234V203H235ZM4 203H2V204L4 205ZM28 203H29V204H28ZM48 203H49V202H48ZM101 203H102V202H100V204H101ZM104 203H105V202H104ZM112 203H113V202H112ZM114 203H115V202H114ZM147 203H149L150 206H149ZM166 203H167L168 205H167ZM210 203H211V204H210ZM0 204H1V203H0ZM38 204H39V203H38ZM212 204H215V205H212ZM39 205H40V204H39ZM106 205H107V204H106ZM108 205H109V204H108ZM113 205H114V204H113ZM159 205H165V206H167V207H166L167 210L165 211L166 208L164 209V206H162L164 210L161 209V207H160ZM208 205H209V206H208ZM24 206H25V208L27 207V208H26V212H25ZM34 206H36V204H35ZM95 206H96V205H95ZM102 206H103V205H101V207H102ZM151 206H152V207H151ZM157 206H158V207H157ZM7 207H6V208H7ZM97 207H98V205H97ZM116 207H117V206H112V207L110 206V207L107 208V211H106V212H108V213H107L108 217H105L106 220H107V218H108V220H112V219H113L114 221H116V218H115L116 216H115V215H117V214H115L116 212H114L113 208H114L116 211H118V210H120V209L122 208V207L119 206L120 208L117 210L118 207H117V208H116ZM125 207H124V208H125ZM141 207H142V206H141ZM156 207H157L158 209H157ZM184 207H185V208H184ZM8 208H7V209H8ZM15 208H16V209H15ZM110 208H111V209H110ZM135 208H136V207H135ZM135 208H134V209H135ZM152 208H153V209H152ZM195 208H196L197 210H196ZM100 209H101V208H98V210H97L95 213H97L98 211H99L98 213H100ZM108 209L113 210L112 212H114V213H109L110 210H108ZM128 209H130V208L128 207ZM151 209H152V210H151ZM172 209L177 210L176 208H172ZM101 210H102V209H101ZM180 210H181V209H180ZM192 210H193L194 212H193ZM17 211H18V210H17ZM33 211H34V208H33ZM88 211H89V210H87V212H88ZM90 211H91V210H90ZM121 211H122V210H121ZM132 211H133V210H132ZM143 211H144V212H143ZM1 212H2V209H1ZM123 212H124V211H123ZM159 212H158V214H159ZM9 213H10V212H9ZM34 213H36V212L34 211ZM34 213H33V214H34ZM38 213H39V212H38ZM38 213H37V214H38ZM145 213H144V214H145ZM161 213H160V214H161ZM182 213H183V212H182ZM2 214H3V213H2ZM2 214H0L1 217L3 216L2 218H4V217L7 218V216L2 215ZM101 214H102V211H101ZM109 214H110V215L114 214V215H113L112 218H110V215H109ZM153 214H156V215H154V217H153ZM167 214H168V215H167ZM190 214H191V213H190ZM9 215H10V214H9ZM99 215H100V214H99ZM107 215H105V216H107ZM134 215H135V214H133L132 216H134ZM147 215H145V216H147ZM165 215H167V216H169V217L171 216V218L169 219V217H167V216H165ZM25 216H27V214H26ZM143 216H144V215H143ZM148 216H147V217H148ZM164 216H165V217H164ZM15 217H16V216H15ZM32 217H33V216H32ZM100 217H101V215H100ZM117 217H118V216H117ZM134 217H135V216H134ZM140 217H141V216H140ZM147 217H145V218H147ZM174 217H175V219H177V220H176L177 222H176L175 224L173 223V222H175ZM187 217H186V218H187ZM192 217H194V218H192ZM20 218H21V217H20ZM20 218H19V219H20ZM30 218H31V217H30ZM30 218L28 217L27 219L30 220ZM101 218H102V217H101ZM167 218H168V219H167ZM186 218H185V219H186ZM19 219H18V220H19ZM155 219H154V221H155ZM158 219H157V220H158ZM166 219H167V220H166ZM172 219H174V221H173ZM185 219H184V220H185ZM190 219L188 218L186 222H185V221H183V222H185V224H186V223H187V224H188V223H189V224L193 223V222L190 221ZM3 220H4V219H2V222H3ZM22 220H23V218H22ZM22 220H21V221H22ZM102 220H103V219H102ZM113 220H112V221H113ZM146 220H147L146 222L149 221V219H146ZM165 220H166V221H165ZM170 220H172L173 222H171ZM181 220H182V219H181ZM0 221H1V220H0ZM21 221H20V223H21ZM25 221H26V220H25ZM104 221H105V220H104ZM151 221H152V219H150V222H151ZM167 221H168V222L170 221L171 224H170V223H167ZM98 222H99V224H101L100 221H97V223L95 224V226L98 224ZM109 222H110V221H109ZM150 222H148V225H150V224H149ZM156 222L160 223L159 220L156 221ZM156 222H153V221H152V224H154V226H157V225H156ZM183 222L181 221L182 224H181V223H179V224L183 225ZM11 223H13V222H11ZM18 223H19V222H18ZM110 223H111V222H110ZM110 223H108V224L110 225ZM1 224H2V223H0V225H1ZM169 224H170V225H169ZM185 224H184V225H185ZM193 224H194V223H193ZM262 224H263V225H262ZM5 225H6V223H5ZM7 225H8V224H7ZM13 225H15V224H13ZM13 225H12V227H13ZM106 225H107V223H106ZM109 225H108V226H109ZM177 225H178V224H177ZM2 226H4V225L2 224ZM150 226H151V225H150ZM172 226H173V227H172ZM178 226H179V225H178ZM185 226H186V225H185ZM185 226H184V227H185ZM188 227H190V225H189ZM17 228H18V230L20 231L19 227H17ZM152 228H153V227H152ZM204 228H205V230H204ZM5 229H6L7 231H9L10 228H7V226H6ZM15 229H16V228H15ZM155 229H157V228H155ZM200 229H201V230H200ZM149 230H150V229H149ZM262 230H263V229H262ZM262 230H261V231H262ZM204 231H205V233H204ZM2 232H4V228H3ZM17 232H18V231H17ZM137 232H138V231H137ZM143 232H144V231H143ZM145 232L147 233L146 230H145ZM152 232H153V231H152ZM263 232H264V230H263ZM6 233H7V232H6ZM13 233H14V232H13ZM134 233H135V232H134ZM2 234H3V233H2ZM7 234H8V233H7ZM9 234H10V233H9ZM11 234H12V233H11ZM19 234H20V233H19ZM237 234H242V235H241V236H237ZM243 234H244V235H243ZM245 234H247L248 237L245 236ZM248 234H249V235H248ZM146 235H147V234H146ZM3 236H5V235H3ZM144 236H145V235H144ZM231 236H232V237H231ZM233 236H237V237H234V238H233ZM244 236H245V238H246V237L249 238V239H247L248 242H247V240H245V238H243ZM147 237H148V236H147ZM157 237H158V236H157ZM203 237H204V236H203ZM58 238H59V237H58ZM58 238H56V239H58ZM91 238H92V237H91ZM144 238H146V236H145ZM154 238H155V239H154ZM154 238L152 239V242H154V240H156V236H155ZM200 238H201V237H200ZM220 238H221V239H220ZM222 238H224V240H223ZM66 239H67V238H66ZM69 239H70V238H69ZM69 239H68V240H69ZM72 239H74V241H73ZM72 239H71L72 241H68V242H66V241H67V240H66L65 242H66L67 244H70V243H72V242H75V240H76L75 245H76V243L78 244V243L81 242V239H80V240H77V239H79L78 237H72ZM93 239H94V237H93ZM93 239H91L92 242L94 241ZM147 239L149 240L150 238H147ZM243 239H244L245 241H242ZM123 240H124V239H123ZM148 240H147L146 242L144 241V243H146V245H147ZM158 240H159V239H158ZM158 240L155 241L153 245H155L156 242L158 243ZM79 241H80V242H79ZM95 241H96V240H95ZM95 241L93 242L94 244H95ZM149 241H151V239H150ZM159 241H160L159 243H161V240H159ZM203 241H204V243H203ZM231 241H232V240H231ZM231 241H226V242H228V245H229V243H231ZM240 241L244 242V243L241 242V244H242L241 246H240ZM256 241H257V240H256ZM54 242H56V241H52V243H54ZM65 242H64V245H63V246H65ZM142 242H143V241H142ZM209 242H210V246H208V245H209ZM226 242H223V243H226ZM59 243H60V242H59ZM81 243H82V242H81ZM96 243H97V241H96ZM213 243H214V242H213ZM235 243H236V244H235ZM238 243H239V246L237 245ZM47 244H48V243H47ZM62 244H63V243H62ZM73 244H74V243H73ZM73 244H72V245H73ZM84 244H85V243H84ZM84 244H83V243H82V244H78V245H77V246H78V250H79L80 246H81V245L84 246ZM131 244H132V243H131ZM131 244H130V245H131ZM137 244H138V243H137ZM195 244H196V243H195ZM211 244L213 245V247H212ZM219 244H222V242H220ZM254 244H256V245H254ZM43 245H44V244H43ZM43 245H42V246H43ZM70 245H71V244H70ZM70 245H69V246L66 245V246L64 247V251H66V252H63L62 250L59 251V255L61 254L60 257L58 256V253H56V256H54V257L50 256V257H52V259H54L53 261H51V260H52L51 258H50L51 260L48 259L49 256H48L47 254H46V255L44 254V255L46 256V259H48L47 261H48V262L51 261L50 263L55 262V263H52V264H58L59 262H62L63 264H64V263L69 264L70 261L72 260V258L74 257V258H73L74 261H76V260L78 261V260H79V262H80L82 259L80 260V256H79L80 253L78 254V250H77V253H76V254H78L77 257L74 256V252H75L74 249L77 248V247H74V248H73V251H74V252H73L71 249H70V252L67 251V250H68L67 248H69ZM122 245H125V244H122ZM133 245H134V244H133ZM156 245H157V244H156ZM159 245H161V244H159ZM223 245H224V244H223ZM44 246H45V245H44ZM52 246H53V245H52ZM54 246L57 247L56 249H59L60 247H63V246L61 245V243H60V245H59V246H60L59 248H58V245H57V244H55ZM73 246H74V245H73ZM88 246H89V245L85 244V247L88 248ZM95 246H96V244H95ZM215 246H216V245H215ZM226 246H227V245H226ZM89 247H90V246H89ZM96 247H97V246H96ZM127 247H128V246H127ZM139 247H140V246H139ZM148 247H149V246H148ZM151 247H152V246H150L149 248H151ZM221 247L224 249V247H223L222 245H221ZM228 247H231V245L228 246ZM228 247H227V248H228ZM33 248H34V247H33ZM33 248H32V249H33ZM45 248H46V247H45ZM45 248H44V249H45ZM65 248H66V250H65ZM71 248H72V246H71ZM83 248H84V247H83ZM83 248H82V249H83ZM91 248H95V247H92V246H91ZM129 248H130V247H129ZM146 248H147V247H146ZM155 248H156V247H155ZM222 248H220V247L218 248V244H217V249H221V250H223ZM53 249H54V248H53ZM62 249H63V248H62ZM80 249H81V248H80ZM130 249H131V248H130ZM137 249H138V248H137ZM139 249H140V248H139ZM141 249L143 250L144 248H141ZM192 249H193V251H195V252L197 251V250H194V249H196V248H192ZM192 249H191V250H192ZM128 250H129V249H128ZM131 250H132V249H131ZM135 250H136V248H135ZM198 250H199V249H198ZM202 250H203L204 254H205V253H208V251H209V250H207V249H205V250L202 249ZM213 250H212V251H213ZM215 250H216V249H215ZM31 251H32V250H31ZM31 251H30V252H31ZM44 251H45V250H44ZM50 251H51V250H50ZM57 251H58V250H57ZM61 251L63 252V254H62ZM83 251L85 252L86 250H82V251H79V252L82 253ZM132 251H133V250H132ZM210 251H211V250H210ZM210 251H209V252H210ZM217 251H218V250H217ZM133 252H134V251H133ZM133 252H130V253L132 254ZM141 252H142V251H141ZM141 252H140V254H141ZM148 252H149V251H148ZM148 252H146V254H148ZM40 253L42 254V252H40ZM40 253H39V255H40ZM43 253H44V252H43ZM72 253H73V255H72ZM114 253H115V251H114ZM134 253H135V252H134ZM138 253H139V252H138ZM144 253H145V252H144ZM155 253H157V252H155ZM155 253H154V254H155ZM162 253H163V252H162ZM210 253H212V252H210ZM210 253H209V255H211ZM214 253H215V252H214ZM232 253H231V254H232ZM23 254H24V253H22L21 255H23ZM76 254H75V255H76ZM84 254H85V253H84ZM126 254H127V253H126ZM135 254H137V250H136V253H135ZM154 254H150V252H149L150 258H151V256L154 255ZM163 254H164V253H163ZM199 254H200V257L203 256L201 253H199ZM199 254H198V255H199ZM42 255H43V254H42ZM42 255H41V256H42ZM44 255H43V257H45ZM129 255H130V254H129ZM144 255H145V254H144ZM241 255H242V256H241ZM78 256H79V257H78ZM81 256H82V255H81ZM130 256L132 257V255H130ZM158 256H159V253H158ZM158 256L155 254V258L157 257V259H158ZM160 256H162V255H160ZM160 256H159V257H160ZM214 256H215V255H214ZM231 256H230V254H229V257H230V258H231ZM23 257H24V256H23ZM23 257H22V258H23ZM27 257H29V256H27ZM27 257H26V258H27ZM47 257H48V258H47ZM57 257H58L59 260L61 259L62 261H59L58 259H56ZM142 257H143V255H142ZM211 257H212V256H211ZM229 257H228V259H229ZM238 257H239V258H238ZM26 258H25V259H26ZM77 258H78V259H77ZM86 258H87V257H85L84 259H86ZM140 258H141V256H140ZM150 258H149V256H148V259H150ZM155 258H154V259H155ZM161 258H163V257H161ZM205 258H206V256H205ZM20 259H21V258H20ZM25 259H21V261H23V260H25ZM33 259L35 260V258H32V260H33ZM46 259H45V261H46ZM75 259H76V260H75ZM87 259H88V258H87ZM126 259H127V258H126ZM133 259H134V258H133ZM154 259H153L152 261H154ZM157 259H156V260H157ZM159 259H160V258H159ZM159 259H158V260H159ZM164 259H165V258H164ZM200 259H201V258H200ZM202 259H204V257H202ZM239 259H240V260H239ZM29 260H30V259H29ZM29 260H28V261H29ZM32 260H31V261H32ZM57 260H58V262H57ZM167 260H168V259H167ZM167 260H166V261H167ZM230 260L232 261V259H230ZM230 260H229V261H230ZM238 260H239V261H238ZM35 261H36V264H39V263L41 262V260H40V262H37V261H39L37 258H36ZM77 261H76V264H78ZM82 261H83V260H82ZM115 261H116V260H115ZM141 261H142V259H141ZM147 261H148V260H147ZM227 261H228V260H226L225 262H227ZM18 262H19V261H18ZM23 262H24V261H23ZM139 262H140V261H139ZM149 262H150V260H149ZM196 262H197V261H196ZM21 263H22V262H21ZM24 263H25V262H24ZM71 263H72V264H75V263H73L72 261H71ZM81 263H82V262H81ZM153 263H154V262H153ZM155 263H157V262H155ZM197 263H198V262H197ZM197 263H196V264H197ZM227 263L232 264L233 261H232V263H231V262H227ZM234 263H233V264H234ZM19 264H20V263H19ZM43 264H44V263H43ZM59 264H60V263H59ZM139 264H140V263H139ZM151 264H152V262H151ZM222 264H223V263H222ZM224 264H225V263H224Z\"/></svg>",
  "mask_w": 264,
  "mask_h": 264
},
{
  "label": "crops",
  "instance_id": "3",
  "mask_svg": "<svg viewBox=\"0 0 264 264\" xmlns=\"http://www.w3.org/2000/svg\"><path fill=\"white\" fill-rule=\"evenodd\" d=\"M144 19L148 20L147 26L145 27L144 32L147 33L148 36H149V46L151 47V50L149 52L150 57H151V60H150L151 61V65H150V68L146 69V70H150L151 67H152V61H153V55H154V41L152 40L150 32H149V24H151V22H152V16H151V12L150 11H148V15ZM146 43L144 41V47H143V51H142V56H143L144 49H145V47H147V44H148V43L147 44ZM147 92H150L149 88H147Z\"/></svg>",
  "mask_w": 264,
  "mask_h": 264
}]
</instances>
